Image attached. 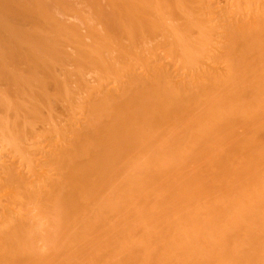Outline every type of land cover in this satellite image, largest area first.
Here are the masks:
<instances>
[{
    "label": "bare ground",
    "instance_id": "bare-ground-1",
    "mask_svg": "<svg viewBox=\"0 0 264 264\" xmlns=\"http://www.w3.org/2000/svg\"><path fill=\"white\" fill-rule=\"evenodd\" d=\"M73 1V0H72ZM84 1V0H83ZM89 1V0H88ZM93 2V5L94 3H98L99 1L101 0H90ZM103 1V0H102ZM145 1V0H144ZM143 0H105V2L103 1L102 3H105L106 5V8L108 7V11L106 9L107 12H98L99 14V17H100V20L103 22V26L102 28H99V31L98 33L95 32V35H96V40H94V46H92L91 44V49L90 51H94L93 53L95 52H99L98 49H103L104 47H106L109 42L110 44L112 45V49H110L107 53V56H106V59L105 61H101L100 63H104L105 67L110 71L113 67L114 69H116L117 72H119L118 74H120V71H121V75H120V78H118L119 76H117V78L113 77L112 79V82L114 81V83H112V86H109L108 83L104 82V79L102 78V81L104 82V84L106 83V85L103 84V82L100 83V86L97 85V87H93V85H89L91 89L88 88L87 86V82H89V80L87 79V82L84 80V87L82 84H80L79 86H82V88H88L90 92L94 93L95 91L94 90H97L96 93L97 95L95 94H90V92H85L81 87H74V90L75 89H78V92H73L72 91V86H69V85H72L73 82L74 83H77L75 84L78 85V82L81 83L78 79H76L77 82L74 81L73 78L71 77H74L75 75L73 74H70V80H67V77H69V73L68 71L70 72V63L71 60L72 62L74 61V59H72L71 57V60H70V55H66L63 51V48L61 49V45L62 44H59V41L57 40V34L60 33L59 29L61 28V24H63L61 21H59L57 18H55L56 16H54V13H56L58 10L61 12V7H64L65 6V2L66 0H0V106H1V109L4 113V115H7L9 114V112H7L6 110L7 109H10L11 107H14V108H11L12 109V113L14 111V115L17 116L18 119L22 120L23 124L26 122L25 126L23 124H19L17 125V122L20 120H18L17 122H14L15 120H10V119H5V124L8 123V120H10L12 123H15L17 126H14L11 125L9 126V123H8V127H5L7 130H5L3 128V126L1 125V121L2 119L4 118L3 116H0V132L2 133L4 130L5 132L2 133V135L0 134V140L2 139V142H5L4 140L5 139H8L9 136H8V133L11 132L9 131L10 129L12 130L13 127L17 128L16 130L18 131L17 134L21 131L19 130V125L23 126V128L21 127L20 129H22L24 131V129H29V134L28 136L24 135L22 133V135L26 136V137H23L21 139V137L19 136L20 134H16L15 132V128L12 130V132L14 131V133L20 138L18 141H15V143H13L14 145L12 146V142L10 143L9 140L10 139H14L16 136L14 135V133L12 134L11 132V136H13L11 138L10 136V139L8 140L9 142V145L8 147L11 145V147H9L8 150L11 151H7L8 153L12 154L13 153V158L16 153V150L14 149H17L19 150L18 152H20V155L19 153L17 154V156H19V158H24L23 160L25 161L23 163V160L22 162L18 161V164L19 166L15 163L12 164L13 161H11L8 156V160L10 161H5L6 164H4L5 162L1 161L2 163H0V264H20L21 262H23V258L25 260V254H26V260L27 261L29 257H33L34 255H38L40 253V250L39 253H37L36 249H33V252L30 251V245H34V244H30L31 241H35L34 239L36 238V240L38 241L40 239L41 236L43 235H48V237L51 236V230H47L48 228H43V227H46V226H43V227H38L36 226L37 228H39L38 230L40 232H38L37 229H35V225H37V223L39 224V226L41 224H44L42 221L43 220H40L38 219L37 221V217H41L39 215H37L38 213L42 212V216H47L45 215L49 209L51 210V205H49L50 203L51 204H56V206L54 207H57V210L59 208L58 205H61V207L59 208V211L61 212V210L63 212L61 213H57L59 215H57L56 218H60V215H61V218H62V223L60 225L58 224H55L54 226L58 227L59 226H62L60 228H63V230H65L67 232V228L68 230L70 231V229H72V222L74 221L75 217L78 215L76 214V216H72L73 214L71 213L72 211L76 210L78 207H80L82 205V201L84 202L87 198L86 196L92 194L97 188L99 190L96 191L97 194H98V197L95 196L96 194H94L95 196V200L97 199L98 201L102 198V195L104 197V195H107L105 196L104 198H109V195L111 193H116V190L117 188L112 191L115 186L116 187H120V185L122 186L123 184V187H129L130 186H134L137 182L133 179V174L135 173H142L144 170L141 169V168H137V171H135V169L131 168L132 171L129 169L130 168V165L133 163V165L135 166L134 164V160L133 162L130 161V159H133L134 156H132V158L129 156H126L125 158V161H128L126 162L127 164H129V162H132L131 164L129 165H125V161L123 162L124 166H128V170L130 171H126L127 169L123 167V165L120 167H117L119 164V160L120 159H123L124 160V155L127 153L128 149L133 146V137H134V134L136 133V129L138 127L140 128H145L146 131H144L147 136V132H148V135L153 132H155L156 130L155 129H158L160 126H164V124L166 125V123L168 122V120L170 121L169 122V125L172 121H174L175 119L177 121H179L178 119L180 118L181 120L182 117H179L177 119V117H174L175 115H179V112L180 113H184L186 111H188L190 108L189 111L193 113V111L195 112L196 109L194 108H198L199 104H201V102H199V104L197 105V107H191V105H194V103L197 101L198 102V99L200 98V100L203 98H206V96H204V93L205 92V95L208 94V92H211L213 93L212 89L211 88H216L217 86L218 87H222L224 85V87H226L227 83H230L231 84V79H233L232 81L234 82V84H231V85H235V89L237 88L236 85L239 84L238 82L242 81V80H238L235 78H240L241 75H246V77H248V73H249V77H250V74L254 72V75L252 77H256L255 73L257 74L258 77H260V80L259 81H263L264 83V80L262 78V74L260 76V73H261V70L259 72V67H261V65L264 64L263 61H261V58L263 59L264 57V1H259L257 4H256V7L255 8H248V10L250 11H245L243 12L242 14L239 13V11L237 12L238 14H236V10L235 12H231L230 15H228V13L226 12L227 10H225V12H223V7H221L220 9L217 8V10L214 9V6L213 4L215 3L216 4V1H212L208 2L206 0H201V3L203 2V4L205 3H208L206 5H196L195 6V10L194 8H192V4H196L198 2V0H156L157 2L159 3H171V1H173L172 4H175L179 9H180V12H184V9L188 10L187 12H184V17H180L183 18V22L181 23V25H183L182 29L184 28H191L193 24H201V27L200 28H197L199 27L198 25H196L198 30H200L203 26V28H205L204 31H207L209 33H214L216 35V37L219 36V38H223L222 41H216V39L212 42H217V48H214L211 52L213 53L214 56L212 55H208L207 53V60L210 61V63H205L207 60H205V62L201 63V64H197V65H201L199 67H196L197 69L202 67L201 70H199V72H197V74H194L195 73V70H194V73H189V74H185L184 76H180L182 75V73H178L170 70V64L169 63H165L164 61L160 60L159 59H164V56L160 57L159 55H157V53H155L156 49H159L161 48L163 50V48L167 45V41L169 39H167V41H165V37L167 34L165 32V35H162L160 32L162 31H158L157 29L159 28V21H158V18H156L154 15H153V12L155 10L152 9V6H153V3L151 4L150 3V0H149V4L147 2H144ZM148 1V0H147ZM233 1V0H232ZM238 1V0H237ZM245 2V4L247 3L246 0H242L240 2ZM248 1V0H247ZM252 0H250L251 2ZM257 1V0H255ZM92 2H89L90 4ZM235 2V0H234ZM249 2V1H248ZM200 1L199 3L197 4H201ZM233 3V2H232ZM252 3V2H251ZM89 4V5H90ZM95 4V5H96ZM235 4V3H234ZM240 4V3H239ZM92 5V6H93ZM160 5V4H159ZM187 5V6H186ZM241 5V4H240ZM99 6V4H98ZM251 6V5H250ZM249 6V7H250ZM96 7L97 5L95 6V10H96ZM103 7V5H102ZM161 7V6H160ZM175 7V8H177ZM206 7L208 9H206ZM233 7V6H232ZM101 8V7H100ZM99 8V9H100ZM174 8V7H173ZM172 8V9H173ZM225 8V7H224ZM243 8V7H242ZM54 12V10H56ZM98 9V7H97ZM98 9V10H99ZM178 9V10H179ZM94 10V8H93ZM94 10V11H95ZM97 10V11H98ZM102 10V9H101ZM100 10V11H101ZM161 10V9H160ZM213 10L215 12H217L218 10H220V14H218V17L219 16H222L221 17V21H224L222 23H220V17L216 18V20L214 19L216 17V14L214 13L213 14ZM93 11V12H94ZM105 11V9H104ZM168 11V9L166 10ZM241 11V10H240ZM163 12V11H161ZM178 12V11H177ZM176 12V13H177ZM179 12V13H180ZM212 12L211 15L208 16V14H210ZM248 12V13H247ZM62 13V12H61ZM86 13V12H85ZM171 13V12H170ZM178 13V14H179ZM94 14V13H93ZM96 14V12H95ZM174 14V13H173ZM177 14V15H178ZM181 14V13H180ZM90 15V14H89ZM175 15V14H174ZM198 15V16H197ZM215 15V17H214ZM64 16V15H63ZM183 16V15H182ZM77 17V16H76ZM98 17V16H97ZM172 16H169L168 18H171ZM78 18V17H77ZM18 19L20 21H18ZM31 19L35 20L34 21V27H30L28 29H26V27H21L19 26L16 22H24L26 20L28 21H31ZM98 19V18H97ZM95 19V20H97ZM180 19V18H178ZM214 19V20H213ZM166 20V19H165ZM213 20V21H212ZM94 21V20H93ZM161 21V20H160ZM212 21V22H210ZM75 22V21H74ZM162 22V21H161ZM164 22V21H163ZM167 22V21H166ZM165 22V24H166ZM26 23V22H25ZM33 23V21L31 22ZM78 23V22H77ZM99 23V22H98ZM174 23V22H173ZM173 23L171 25H173ZM180 23V22H179ZM178 23V24H179ZM207 23H211L210 25H208ZM97 24V23H96ZM95 24V25H96ZM176 24V25H178ZM213 24V25H212ZM77 25V24H76ZM163 25V24H162ZM175 25V24H174ZM175 25V26H176ZM30 26H32L30 24ZM75 26V25H74ZM73 26V29L75 28ZM161 26V25H160ZM165 26V25H164ZM167 26V25H166ZM191 26V27H190ZM177 27V26H176ZM194 27V25H193ZM72 28V27H71ZM90 28V27H89ZM161 28V27H160ZM163 28V27H162ZM220 28L223 30L221 32H218L220 30ZM62 29V28H61ZM78 29V28H77ZM81 29V28H80ZM88 29V28H87ZM171 29V28H169ZM176 29V28H175ZM180 29V28H178ZM176 29V31L178 30ZM208 29V30H207ZM219 29V30H218ZM69 30V29H68ZM82 30V29H81ZM174 30V29H173ZM181 30V29H180ZM211 30H213L211 32ZM64 31V30H63ZM159 32V34L161 35L160 36V39L159 37L157 36V32ZM169 31V30H168ZM172 31V30H171ZM182 31V30H181ZM189 31V30H188ZM202 31V29H201ZM201 31H199L200 33H202ZM66 32V31H65ZM72 32V31H71ZM183 32V31H182ZM63 33V32H62ZM74 33V32H73ZM175 33V32H174ZM186 33V32H185ZM206 33H202L203 35H205ZM208 33V34H209ZM61 34V33H60ZM79 34V33H78ZM92 34V33H91ZM180 34V33H179ZM59 35V34H58ZM69 35V34H68ZM71 35V34H70ZM88 35V34H87ZM211 35V34H210ZM213 35V34H212ZM76 37H78V35H75ZM92 36V35H91ZM170 36H172L170 34ZM175 36V35H174ZM208 36V35H206ZM214 36V35H213ZM73 37V36H71ZM181 37V36H180ZM203 37V36H202ZM210 37V36H209ZM208 37V38H209ZM69 38V37H68ZM75 38V37H74ZM163 38V39H161ZM169 38V37H168ZM212 38V37H210ZM220 38V39H221ZM79 39V38H78ZM94 39V38H93ZM92 39V40H93ZM173 39V38H172ZM183 39V37H182ZM202 39V38H201ZM205 39V37L203 38ZM218 39V38H217ZM65 40V39H64ZM74 40V39H73ZM91 40V41H92ZM171 40V38H170ZM175 40V38H174ZM219 40V39H218ZM72 41V40H71ZM183 41V40H182ZM185 41V40H184ZM209 41V40H208ZM171 42H173L171 40ZM177 42V41H176ZM69 43V42H68ZM93 43V42H91ZM170 43V42H169ZM180 43V42H178ZM186 44V42H183ZM190 44V43H189ZM189 44L188 47H189ZM195 44V43H194ZM202 44V43H201ZM76 45V44H75ZM87 45V44H86ZM96 45V46H95ZM175 45V44H174ZM184 45V44H183ZM182 45V47H183ZM203 46H205L204 44H202ZM215 45V44H214ZM72 46V45H71ZM88 46V45H87ZM168 46V45H167ZM166 46V47H167ZM180 46V45H178ZM192 46H194L192 44ZM220 46V47H218ZM182 47L180 46V48L182 49ZM196 47V46H195ZM202 47V46H200ZM213 47V46H211ZM71 48V47H69ZM67 48V50L69 49ZM86 48V47H85ZM172 48V47H171ZM220 48H222L220 50ZM66 49V48H65ZM188 49H192V51H190L191 53L194 54L195 50L194 47H189ZM206 49V48H205ZM106 50V49H105ZM175 50V49H174ZM185 50V51H184ZM215 50V51H214ZM77 51V50H76ZM81 50H78L76 52V54L79 52V54L81 53L80 52ZM173 51V50H172ZM184 51V56L186 55V48L183 49ZM207 51V50H205ZM210 51V50H209ZM88 52V50H87ZM165 52V51H163ZM169 52V51H168ZM175 52V51H173ZM177 52V51H176ZM175 52V53H176ZM201 52V51H200ZM199 52V53H200ZM215 52V53H214ZM71 53V52H70ZM86 53V51H85ZM91 53V52H90ZM101 52H99L100 54ZM104 53V52H103ZM178 53V52H177ZM182 53V52H181ZM198 53V55H199ZM204 53V52H203ZM205 53V54H206ZM82 54V53H81ZM87 55H85V57H88V53H86ZM165 54V53H164ZM196 54V53H195ZM257 54H260L258 55L259 58H257V61H256V55ZM75 55V54H74ZM97 55V54H95ZM104 55V54H103ZM102 55V56H103ZM176 55V54H175ZM180 55V54H179ZM68 56H69V60H68ZM72 56V55H71ZM181 56V55H180ZM183 56V54H182ZM222 56V57H221ZM256 56V57H254ZM89 57H90V54H89ZM93 57V55H92ZM97 57V56H96ZM172 57V56H171ZM175 57V56H173ZM179 57V56H178ZM206 57V56H205ZM204 57V58H205ZM255 59H254V58ZM261 57V58H260ZM95 58V57H94ZM176 58V57H175ZM180 58V57H179ZM178 58V59H179ZM185 58H188L189 60H192L193 62H196V58H197V54H196V57L194 58V55L192 56L191 54L188 53V56L185 57ZM252 58V60L250 59ZM83 59V58H82ZM89 59V58H88ZM92 59V58H91ZM157 59H158V62H157ZM187 59V60H188ZM260 59L261 61V64L259 63L260 61L258 60ZM81 60V59H80ZM98 60H101L98 58ZM186 60V61H187ZM199 60V59H198ZM227 60V61H226ZM253 60L256 62L257 66H255V62H253ZM264 60V59H263ZM76 61V60H75ZM82 61V60H81ZM90 61V60H89ZM95 61V60H94ZM189 61V62H191ZM227 63H226V62ZM231 61V62H230ZM69 64H68V63ZM83 62V61H82ZM120 62V63H119ZM124 63V64H121V63ZM172 62V61H171ZM188 62V63H189ZM223 62H225L223 64ZM252 62V64H251ZM263 62V64H262ZM57 63H60L57 65ZM64 63H66L67 65H65ZM74 63H77L78 64V61L74 62ZM120 64V67L118 65L114 66L113 64ZM187 63V65H188ZM64 64V65H62ZM76 64V65H77ZM94 64V63H93ZM222 64V65H221ZM247 67V65H249ZM260 64V65H259ZM60 65V66H59ZM83 65V64H82ZM96 65V63H95ZM123 65L124 67L122 68ZM195 65V63H194ZM251 65H253L251 67ZM259 65V67H258ZM78 66V65H77ZM98 66V65H97ZM65 67H69L67 70ZM103 66H100L99 68L101 69ZM173 67V66H172ZM193 67V66H192ZM248 70H246L247 68ZM255 67H258V68H255ZM74 68H76V66H74ZM91 69V67H89L88 65V69ZM106 68H103V70L101 69V74L103 73V75H105L107 73L108 70H106ZM138 68H140L138 70ZM246 68V69H245ZM80 69V67H79ZM96 69V68H95ZM99 69V70H100ZM105 69V70H104ZM244 70L245 69V73L244 71L241 72V70ZM256 69H258L257 71H255ZM262 69V67L260 68ZM78 70V69H77ZM84 70V69H83ZM192 70V69H191ZM263 70H264V67H263ZM262 70V73L264 74ZM91 71V70H90ZM95 71V70H94ZM103 71H106V73L104 74ZM112 71V70H111ZM193 71V70H192ZM197 71V70H196ZM253 71V72H252ZM58 72V73H57ZM76 72V71H75ZM86 72V71H85ZM84 71L82 72L85 73ZM92 72V71H91ZM113 73L115 72L112 71ZM71 73V72H70ZM81 73V72H80ZM87 73V72H86ZM94 73V72H93ZM111 73V72H110ZM188 73V72H187ZM244 73V74H242ZM259 73V74H258ZM191 74V75H190ZM77 75V74H76ZM95 75V74H94ZM113 75V74H111ZM87 76V75H86ZM101 76V75H100ZM100 76H98V80H96L97 78L94 76V78H96L95 80L92 79V81L95 83V81H98L99 83V80H100ZM107 76V74H106ZM115 76V75H114ZM121 76H125L123 79L124 80H121ZM78 77V75H77ZM88 77V76H87ZM242 77V76H241ZM76 78V77H74ZM90 78H91V75H90ZM105 78V77H104ZM110 78V77H109ZM245 78V77H244ZM69 79V78H68ZM106 79V78H105ZM108 79V78H107ZM241 79V78H240ZM243 79V78H242ZM259 79V78H258ZM82 80V79H81ZM82 80V82H83ZM230 80V81H229ZM238 80V81H237ZM243 80H247V79H243ZM69 82H72L71 83H68ZM91 81V80H90ZM87 84H86V83ZM92 82V83H93ZM227 82V83H226ZM237 82V84H235ZM248 82H251L249 81H244V82H241L240 86L242 84H244V87L246 86L245 84H247ZM68 83V84H67ZM224 83V84H223ZM226 83V84H225ZM252 83V82H251ZM263 83H260V84H263ZM108 84V86H107ZM223 84V85H222ZM253 84V86H251ZM250 84L251 87H253L252 89L254 90V83ZM68 85V86H67ZM87 87H86V86ZM220 85V86H219ZM222 85V86H221ZM226 85V86H225ZM95 86V85H94ZM243 86V85H242ZM242 86L240 87V89L242 88ZM249 86V87H250ZM72 87V88H70ZM248 87V85L246 86ZM245 87V88H246ZM251 87L246 91V92H250V89ZM70 90H69V89ZM81 88V90H80ZM97 88V89H96ZM231 88V91H233V87H228V89ZM87 89V90H88ZM94 89V90H92ZM211 91H210V90ZM233 89V90H232ZM239 88H237V91H238ZM243 89V88H242ZM264 85L261 86V89H257L261 91V93H264ZM86 90V91H87ZM92 90V91H91ZM209 90V91H208ZM217 90V88H216ZM214 90V91H216ZM84 92V94L82 92ZM207 91V92H206ZM224 91V90H222ZM222 91H219L217 92L216 95L220 94V92L222 93ZM235 91V90H234ZM69 92V93H68ZM72 92H73V96H72ZM81 92V93H80ZM75 93V94H74ZM78 93V94H77ZM85 93H87L88 95H86ZM211 93L209 94L211 96ZM227 93V92H226ZM251 93V92H250ZM80 97V94H83V97L81 96L80 98L77 96V95ZM239 94V93H238ZM252 94H256V90H254V92H252ZM71 95V96H69ZM86 95V96H85ZM92 95V96H91ZM95 95V96H94ZM201 95V96H200ZM203 95V96H202ZM213 95V94H212ZM225 95V93H224ZM222 95V96H224ZM227 97H230L231 95L230 94H226ZM229 95V96H228ZM264 95V94H263ZM8 96H15L16 98L15 99H11V100H14L16 101L13 102L10 99V97ZM94 96V97H93ZM207 96L208 98V101H207V104H209V99L213 96ZM220 96V95H219ZM233 96H235V94H233ZM232 96V97H233ZM237 96V97H236ZM235 97H233L232 100H235L236 98L239 99L241 97L240 100L242 101H235V102H231L233 103L231 105H229V102L227 103L228 105H224V101H219V105L221 104L220 102H222L223 106H216L214 107L213 105H211L213 108L212 109H209L211 108L210 104H209V108L208 105H207V110H209L208 112L204 113L206 117H204V115H202V119L204 121L205 119V125H204V130L203 131H207L206 132L207 134H209L210 136H205V133H204V136L203 137V141L204 142H210V144H212L211 142L213 141V143L218 140V139H222L223 136H225V132L227 131H230L228 132L229 136H235L233 134L234 133H237L238 132V136H243V131L240 132L239 134V131L234 130V126H236V117H239L240 116H236V114H232L234 113L233 111L231 112V110H236L238 109V111H240L239 109L242 108V111L243 113L247 112V114H245V117L241 118V119H247L249 124H248V128L250 129H253L254 128L251 126L250 124V121L251 119L254 121V119H256L254 122L251 121L252 125L253 123H255L254 125H256L259 120L258 117L259 114L256 110V108H258V106L256 105V103H254L252 100H250V102L247 101L246 105L244 104L243 101V97L245 98V96H241L240 94L237 95L236 94ZM240 96V97H239ZM257 96V95H256ZM7 97V99H6ZM19 97V98H18ZM20 97H24L28 100L27 104L25 103V101H22L24 100L23 98L20 99ZM64 97H66L67 99H69V101L72 103V100L75 98H79L81 99L80 101H78L79 99L77 98L76 100L79 102L78 104H76V106L79 108L77 109L76 106V109L80 111V113H84L85 114V118L82 117L83 119L81 120L80 118H74L73 120L70 121V123H68V127H65L66 126V123L64 124V126L61 127V125L63 124H60V121L58 122L60 125V127H58V125L56 126L55 122L53 121H49V122H52L51 124H54L53 126V131H58L56 132V134L52 131V133L50 134V136H53V135H56L57 136V140L56 142H53L52 141V144L50 143L49 146L51 145L52 147L48 150H44L43 146L40 144L38 145L39 142L43 143V139L47 137V135H49V131H50V127H52V125L48 122V120H45L47 119L46 117H55L57 116L58 114L56 113V109L58 107V103L57 101L59 102V99L62 100L64 102ZM88 97V98H87ZM218 97V96H216ZM226 97V96H225ZM231 97V98H232ZM239 97V98H238ZM18 98V100H17ZM87 99H89V103L88 105H85L88 103V100L85 101ZM212 98H211V104H212ZM223 98V97H222ZM230 98V99H231ZM259 98V97H258ZM85 99V100H84ZM196 101H193L195 100ZM206 99V100H207ZM227 99V98H226ZM229 98L227 99L228 101L230 100ZM10 101L9 105L7 104L8 102ZM19 100L21 102H19ZM91 100V101H90ZM206 100L204 99V103H206ZM216 100V99H215ZM214 100V101H215ZM220 100V99H219ZM225 100V99H224ZM264 99H262L263 101ZM66 101V100H65ZM87 102V103H84V102ZM193 103H190V108L189 106H187L189 104V102H192ZM252 101V102H251ZM12 102V104H11ZM18 102H19V105L21 106V104L23 105L22 109L20 107V110L18 109ZM84 104H82V103ZM202 102H203V99H202ZM218 102V99L217 101ZM237 102V104H236ZM239 102V103H238ZM241 102V103H240ZM257 102V101H256ZM24 103H25V106H24ZM60 103V102H59ZM66 103H69V102H66ZM74 103V102H73ZM188 103V104H186ZM264 103V102H263ZM80 104V105H79ZM196 104V103H195ZM214 104V103H213ZM236 104V105H235ZM240 104V105H239ZM242 104V106H241ZM250 104V105H249ZM252 104V106H251ZM255 104V105H254ZM30 107H29V106ZM81 107H79V106ZM185 105L187 106V108L189 109H185ZM204 106H206L205 104H202ZM239 105V106H238ZM62 106V105H61ZM202 106V107H204ZM228 106V107H227ZM232 106V107H230ZM246 106V107H245ZM249 106H250V109H249ZM29 107V108H28ZM64 107V106H62ZM201 107V106H200ZM199 107V108H200ZM219 108L221 110H223L222 113H219L220 115L217 114V112H215L214 116L211 114L209 115L210 113H212V111L214 112V108ZM224 107V108H223ZM43 109L44 111V116H46L44 119H40V120H43V121H40V122H47V123H43V124H46V125H43L42 123L40 124L41 127H44L43 131L39 134L37 133V130H36V127L37 125L40 123L38 121H34L37 120V118L39 119V114L38 112L40 113L41 111H35L36 109ZM185 110H184V109ZM198 108V109H199ZM205 108V107H204ZM203 108V109H204ZM217 108V110H218ZM227 108V109H226ZM247 108V110L245 109ZM252 108V109H251ZM10 109V110H11ZM19 110L17 112H20L18 113L17 115V112H15L16 110ZM25 111H24V110ZM28 109V110H27ZM32 109V110H31ZM197 109V110H198ZM202 109V108H201ZM249 109V110H248ZM260 109V108H259ZM8 110V111H10ZM21 110H23V113L26 114V116L30 113V116L31 117V120L30 118L28 119L26 116H25V119H23L21 116L25 115H21ZM27 110V112H26ZM30 110V111H29ZM184 110V111H183ZM205 110V109H204ZM221 110V111H222ZM228 110L231 115L233 116V119L234 121H232V125H233V128H231L229 125H227L230 121L227 120L226 121V118H227V115H226V118L224 119L225 117V111ZM35 113V118L33 117V113ZM188 111V112H189ZM200 111V109H199ZM251 113H250V112ZM11 112V111H10ZM187 112V113H188ZM190 112L188 113V116L190 118ZM237 112V111H236ZM254 112H256L258 114H255ZM37 113V115H36ZM186 113V114H187ZM197 113V112H196ZM209 113V114H208ZM225 113V114H224ZM32 114V115H31ZM185 114V115H186ZM224 114V115H223ZM253 114V115H251ZM264 114V113H263ZM1 115V114H0ZM12 115V114H11ZM181 115V114H180ZM195 115V114H194ZM217 115L219 116V118H217ZM230 115V116H231ZM251 115V117H250ZM262 115V114H261ZM13 116V115H12ZM43 116V117H44ZM221 116H224L221 118ZM232 116L230 117V120L232 119ZM3 117V118H2ZM21 117V118H20ZM41 117V115H40ZM173 120H170L172 119ZM185 117V116H184ZM209 117V118H207ZM212 117V119H211ZM214 117V118H213ZM229 117V116H228ZM235 117V118H234ZM6 118V117H5ZM27 118V119H26ZM188 118V117H187ZM186 118V120H187ZM188 118V119H189ZM201 118V117H200ZM33 119V120H32ZM52 119V118H51ZM50 119V120H51ZM55 118H53L54 120ZM58 118H56L57 120ZM61 119V118H60ZM215 119V120H214ZM221 119H224V121H226V125L223 124L222 127L220 128L221 124H222V120ZM229 119V118H228ZM245 119V121H246ZM6 120H7V123H6ZM28 120V121H26ZM59 120V119H58ZM197 120V119H196ZM199 120V119H198ZM212 121V123L210 121ZM32 121L34 123H32ZM199 120V123L203 122ZM221 121V123H220ZM223 121V122H224ZM229 121V122H228ZM257 121V122H256ZM21 122V123H22ZM32 123V125H30L29 123ZM37 122V123H36ZM78 122V123H77ZM187 122V121H186ZM208 122V124H206ZM215 122V123H213ZM228 122V123H227ZM234 122L236 124H234ZM3 123H4V120H3ZM2 123V124H3ZM28 123V124H27ZM57 123V124H58ZM77 123V124H76ZM175 123V122H174ZM190 123V122H189ZM263 123V122H262ZM5 124H3L4 126H6ZM34 124V125H33ZM187 124V123H185ZM210 124V125H209ZM215 124V125H214ZM168 125V124H167ZM167 125H166V128H167ZM172 125V123H171ZM184 125V124H183ZM219 125V126H218ZM2 126V128H1ZM27 126V128H26ZM49 126V128H48ZM159 126V127H158ZM162 126V129L165 128ZM176 126V125H175ZM192 126V125H191ZM216 126V127H215ZM218 126V127H217ZM229 126V127H228ZM258 126V125H257ZM264 126V125H263ZM29 127V128H28ZM55 127V128H54ZM158 127V128H157ZM170 127V126H169ZM172 127V126H171ZM181 127V126H180ZM187 127L184 126V128ZM197 127V126H196ZM210 129H209V128ZM237 127V126H236ZM47 128V129H46ZM60 128V129H58ZM150 128L154 129V130H150ZM175 128V127H173ZM178 128V127H177ZM195 128V127H193ZM192 128V130H193ZM223 128V129H222ZM227 128V129H226ZM239 128V127H238ZM256 128V126H255ZM258 128V127H257ZM256 128V129H257ZM160 129V128H159ZM167 129H170V128H167ZM176 129V128H175ZM188 129V127H187ZM199 129V128H198ZM216 129V130H215ZM219 129V130H217ZM232 129V131H231ZM236 129V128H235ZM249 130L246 131V134L247 135V140L248 138H250L252 134V132ZM2 130V131H1ZM148 130V131H147ZM171 130V129H170ZM191 130V129H190ZM201 130V131H202ZM214 130V131H213ZM234 130V131H233ZM9 131V132H7ZM27 131V132H28ZM153 131V132H152ZM159 132H164L165 130H157ZM157 135L155 133H153L152 135L150 134L148 137V139L150 138V136H157V138L155 137V140L157 139L158 141V134H159V137L162 136L164 137L162 134H160L159 132H157ZM211 131V133H209ZM213 131V132H212ZM217 131V134L215 133ZM219 131V132H218ZM255 131V130H254ZM260 131V130H259ZM47 132V133H46ZM66 134H65V133ZM143 132V134H144ZM166 132V131H165ZM222 134H221V133ZM251 132V133H250ZM58 133V135H57ZM64 133V134H63ZM231 133V135H230ZM256 133V132H255ZM4 135H7L8 138L5 137V139L3 140V138H1V136ZM53 134V135H52ZM215 134V135H214ZM242 134V135H241ZM249 134V136H248ZM21 135V136H22ZM35 135H37L36 137H39V139L41 141H38L39 139H37L36 137H34ZM165 135V133H164ZM171 135V134H170ZM202 135V134H201ZM222 135V136H221ZM236 135V140L238 139V141L236 140H233V137L228 138V142L226 141V145L225 147H228L229 148H225L226 152H229V153H234V150L236 149V147H239V143L242 142L240 141L239 142V138H237L238 136ZM48 137L51 138V137ZM169 136L166 135V137ZM176 136V135H175ZM197 136V135H195ZM199 136V135H198ZM197 136V137H198ZM221 136V138H220ZM18 137H16V139L14 140H17ZM55 137V136H54ZM153 137H151V139H153ZM161 137V138H162ZM171 137V136H170ZM174 137V136H173ZM213 137V138H212ZM218 137V138H216ZM245 137V138H246ZM256 137V136H255ZM32 138H36V139H32ZM194 138V137H193ZM196 138V137H195ZM202 138V137H200ZM207 138V139H206ZM225 138V137H224ZM222 139V140H226L225 139ZM244 138V136H243ZM244 138V140H245ZM47 139V140H48ZM164 139V138H163ZM162 139V140H163ZM170 139V138H169ZM192 139V138H191ZM213 139V140H212ZM242 139V137H241ZM254 139V138H253ZM50 140V139H49ZM59 140V141H58ZM160 140V141H162ZM167 140V139H166ZM175 140V139H173ZM195 140V139H194ZM200 140V139H199ZM208 140V141H207ZM233 140V141H232ZM247 140L245 142H247ZM251 140H252V136H251ZM7 141V140H6ZM20 141V142H19ZM23 141V143H22ZM46 141V140H45ZM168 141V140H167ZM167 141H165L167 143ZM170 141V140H169ZM234 141H236L234 143ZM172 142V141H171ZM176 142V141H175ZM230 142H233L230 143ZM249 142V140H248ZM257 142V141H256ZM21 143V145L19 144ZM25 143H28V144H25ZM141 143V142H139ZM144 143V142H143ZM149 143V142H148ZM148 143H146L148 145ZM154 143V141L152 142V144ZM156 143V144H155ZM154 143V146H156L159 142H156L155 141ZM169 143V142H168ZM167 143V144H168ZM202 142H200L201 144ZM230 143V145H229ZM236 143H238L236 145ZM251 143V141L249 142ZM8 143L5 142L4 145H7ZM22 144H24L22 146ZM151 144V143H149ZM160 144V143H159ZM162 144V143H161ZM182 144V143H181ZM220 144V143H219ZM231 144L233 146H231ZM3 145V146H4ZM19 148H15L17 146ZM184 145V144H183ZM2 146V148H3ZM15 146V147H14ZM137 146V145H136ZM141 146L142 143H141ZM140 146V147H141ZM153 146V147H154ZM190 146V145H189ZM259 146V145H258ZM262 146V145H261ZM260 146V147H261ZM145 147V149H143ZM148 146H143L142 150H146ZM152 145L150 146L149 145V148L151 149ZM234 148L233 150H231V148ZM253 148H251L250 146H246L247 149H252L250 151V153H248V155L250 154H253L254 152L256 153L257 151H255L256 149H260V152H263L261 151V149H264L263 147L259 148L256 146L255 144V147L252 145ZM12 148V149H10ZM137 148H139L137 146ZM137 148L135 149L137 151ZM148 148V149H149ZM197 148V147H196ZM160 149V148H159ZM230 149V150H229ZM1 150V149H0ZM139 150V149H138ZM141 150V151H142ZM229 150V151H228ZM13 151V152H12ZM147 151V150H146ZM149 151V150H148ZM155 151V150H154ZM253 151V152H252ZM4 152V150H3ZM36 153H39L40 155L42 156H47L46 158L42 156L38 159V157L34 156V159H36V162L34 161L33 163V157H32V154H36ZM132 153V152H131ZM147 153V152H146ZM254 153V154H255ZM258 153H259V150H258ZM258 153H256V155H258ZM264 153V152H263ZM128 154V153H127ZM160 154V153H159ZM209 154V153H208ZM217 154V153H216ZM0 159L2 157V154L0 153ZM162 155V154H161ZM207 155V154H206ZM204 155V156H206ZM224 155V154H223ZM227 155V154H226ZM232 155V154H231ZM230 155V156H231ZM237 155V154H236ZM247 156V154H245ZM260 155L262 156V154L260 153ZM131 156V154H130ZM145 157V156H144ZM202 157H203V154H202ZM201 157V159H202ZM209 157V156H208ZM228 157V155H227ZM249 157V156H248ZM129 160H128V159ZM143 158V157H142ZM173 158V159H172ZM170 160H166V162L164 160H157V159H154V161H160V164H163L165 166V163H166V170H168V172L166 171V173H170L171 172V167L168 166V165H171V162H173V168L174 170H177L178 171V168H179V163H175V159L174 157H172ZM252 158V155L251 157H249L248 159H251ZM136 159V157L134 158ZM138 159V158H137ZM200 159V160H201ZM207 159V158H206ZM21 160V159H20ZM122 160V161H123ZM172 160V161H171ZM174 160V161H173ZM179 160V159H178ZM197 160V159H196ZM122 161H121V164H122ZM138 161V160H137ZM136 161V163H138ZM164 161V162H163ZM167 161H171L170 163H168ZM203 161L204 163V160H201ZM200 161V162H201ZM9 162V163H8ZM118 162V163H117ZM163 162V163H162ZM176 162H177V158H176ZM117 163V164H116ZM224 163V161L222 162ZM230 163V162H229ZM114 164H116L114 167ZM178 168H176V166ZM195 164H197V161L195 162ZM194 164V165H195ZM202 164V162L200 163ZM133 165H131V167H134ZM193 165V166H194ZM221 165V164H220ZM238 165V164H237ZM256 165V164H255ZM260 165V164H259ZM139 166V165H138ZM168 166V168H167ZM192 166V167H193ZM222 166H224V164H222ZM21 167V168H20ZM25 169H22L24 168ZM113 167L115 169H113ZM198 168V164L197 166H195ZM194 167V169H195ZM253 167V166H252ZM260 167V166H259ZM119 168H121L123 170V168L125 169V172L126 175H130L129 177H127L125 174H123L121 171L119 173ZM185 168V171L187 169V167H184ZM118 171H117V170ZM170 170V171H169ZM257 170V168H256ZM115 171V172H114ZM139 171V172H138ZM177 171H173V172H177ZM116 173L117 172L121 175L123 174L122 176L125 178V185L124 183H119L118 182V179L119 181L121 180V182H123L122 180L124 179H120V175L117 174L119 176V178H117V181L119 184L117 185V183H115V177L114 175H111L112 173ZM129 172L131 174H129ZM179 172V171H178ZM260 172V171H259ZM133 173V174H132ZM145 172H143L142 175H144ZM151 173V172H150ZM159 173V172H158ZM188 173V172H187ZM191 173V172H190ZM257 173V172H256ZM264 173V172H263ZM262 173V174H263ZM148 174V173H147ZM165 174V173H164ZM189 174V173H188ZM110 175V177H108ZM152 175V174H150ZM162 175V174H161ZM169 175V174H168ZM167 175V176H168ZM171 175V174H170ZM184 175V174H183ZM182 175V176H183ZM158 176V175H157ZM181 176V178H182ZM188 176V175H187ZM187 176H185V182L188 181V179L190 177L187 178ZM193 176V175H191ZM255 176V174H254ZM107 177L111 180V177H114L115 179L112 180L114 182H112L113 184V187L112 188V185H109L111 186L110 187V191L106 190V192L108 191L107 194H103V193H100L101 192V188L103 187V184H105L104 182H106L107 180ZM153 177V176H152ZM155 177V176H154ZM166 177V176H165ZM179 177V176H178ZM211 177V176H210ZM163 178V177H162ZM168 178V177H166ZM180 178V179H181ZM193 178V177H191ZM252 178V177H251ZM108 179V180H109ZM129 179H130V182L131 184H129ZM138 179V178H137ZM156 179V178H155ZM195 179V178H194ZM192 179V180H194ZM211 179V178H210ZM226 179V178H225ZM253 179V178H252ZM108 181V182H111V181ZM127 180V181H126ZM134 182H133V181ZM141 180V179H140ZM191 180V179H190ZM197 180V179H196ZM160 181V180H159ZM246 181V180H245ZM175 182V181H174ZM194 182V181H193ZM192 181H190V184L193 183ZM196 182V181H195ZM128 183V184H127ZM134 183V184H132ZM159 183V182H158ZM162 183V182H161ZM182 183V182H181ZM188 183V182H187ZM107 184V185H106ZM103 187V192L105 193V186L107 187L108 184L110 183H106ZM116 184V185H114ZM140 184V183H139ZM146 184V182H145ZM189 183L187 184L188 186L190 185ZM194 184V183H193ZM196 184V183H195ZM194 184V185H195ZM142 185V184H141ZM162 185V184H161ZM183 185V184H182ZM184 186V188H188V186ZM208 186V185H207ZM101 187V188H100ZM123 187L121 188L120 187V190L122 192H126V190L124 191ZM190 187L193 188V186L190 185ZM109 187H107L108 189ZM112 188V189H111ZM138 188V187H137ZM150 188V187H149ZM221 188V187H220ZM127 188V190H129ZM209 189V188H208ZM263 189V188H262ZM118 191H119V188H118ZM169 191V190H168ZM209 191V190H208ZM134 192V191H133ZM180 192H185L184 190L183 191H180ZM99 193H100V196H99ZM118 193V192H117ZM188 193V192H187ZM194 193V192H193ZM205 193V192H204ZM250 193V192H249ZM263 194V193H261ZM260 194V195H261ZM114 195V194H113ZM126 195H129V194H126ZM164 194H162L163 196ZM264 195V194H263ZM93 194L90 196V197H94ZM118 196V195H117ZM170 196V195H169ZM182 196V195H181ZM188 196V195H187ZM123 197V196H121ZM183 197V196H182ZM205 197V196H204ZM85 200H82L84 199ZM99 198V199H98ZM126 198V197H125ZM164 198V197H163ZM199 198V197H198ZM103 199V198H102ZM178 199V198H177ZM190 199V198H189ZM245 199V198H244ZM255 199V198H254ZM257 199V198H256ZM88 200V199H87ZM94 200V201H95ZM110 200V199H108ZM108 200L106 202H108ZM122 200V199H121ZM125 200V199H124ZM184 200V199H183ZM188 200V199H187ZM203 200V199H202ZM43 201H48L50 202L49 204H47V206H43ZM101 201V200H100ZM104 200H102V204ZM260 201V200H259ZM97 202V201H96ZM122 202V201H121ZM124 202V201H123ZM129 202V201H127ZM141 202V201H140ZM254 202V201H253ZM19 203V205H18ZM22 203H24V206H28L29 205H36L35 203H38V205L41 203L40 206L36 205V207L33 205V210L32 213L30 212V209L28 207H26V210L23 211V208H21L22 206ZM29 203V205L27 204ZM86 203V202H85ZM93 203V202H91ZM101 203V202H100ZM98 202V204H100ZM193 203V202H192ZM240 203V202H239ZM252 203V202H251ZM26 204V205H25ZM101 204V205H102ZM195 204V203H194ZM245 204V203H244ZM261 206L264 204H261V201L260 203ZM18 205V206H17ZM49 205V206H48ZM87 205V204H86ZM85 205V206H86ZM95 205V204H94ZM17 206V207H16ZM23 206V207H24ZM88 206V205H87ZM91 206V205H90ZM93 206V205H92ZM96 206H97V203H96ZM95 206V207H96ZM103 206V205H102ZM179 206V205H178ZM177 206V207H178ZM233 206V205H232ZM264 206V205H263ZM37 207H41V210L42 211H36L37 210ZM47 207L49 209H47ZM99 207H101L99 205ZM104 207V206H103ZM112 207V206H111ZM114 207V206H113ZM117 207V206H116ZM162 207H164L162 205ZM181 207V206H180ZM260 207V206H259ZM258 207V208H259ZM28 208V209H27ZM43 208V209H42ZM44 208H46L45 211ZM102 208V207H101ZM190 209V207H188ZM195 208V207H193ZM20 209L22 212H20ZM25 209V208H24ZM35 209V210H34ZM61 209V210H60ZM103 209V208H102ZM107 209H108V206H107ZM113 209V208H112ZM55 210V209H54ZM56 210V211H57ZM114 210V209H113ZM152 210V209H151ZM183 210V209H182ZM193 210V209H192ZM234 210V209H233ZM35 211V212H34ZM52 211V210H51ZM134 211V210H132ZM171 211V210H170ZM174 211V210H173ZM246 212H249L247 210H245ZM263 211V210H262ZM29 212L31 214H29ZM37 212V214H36ZM46 212V213H45ZM69 215H68V213ZM244 212V211H243ZM251 212V211H250ZM45 213V214H43ZM53 213V211H52ZM55 213V212H54ZM66 213V215L64 214ZM74 213H78V212H74ZM81 213V212H80ZM119 213V212H118ZM191 213V211H190ZM219 213V212H218ZM235 213V212H234ZM33 214V215H32ZM41 214V213H40ZM71 214V216H70ZM121 214V213H120ZM123 214V212H122ZM134 214V213H133ZM173 214V213H172ZM206 214V213H205ZM247 214V213H245ZM53 215V214H52ZM56 215V214H55ZM81 215V214H80ZM111 215V214H110ZM125 215V214H124ZM164 215V214H163ZM162 215V216H163ZM177 215V214H176ZM180 215V214H179ZM178 215V216H179ZM63 216V217H62ZM96 216V215H95ZM138 216V215H137ZM190 216V214H189ZM239 216V215H238ZM49 217V216H48ZM65 217V218H64ZM68 217V218H67ZM72 217V220L69 221V218ZM114 217V216H113ZM135 217V216H134ZM133 217V218H134ZM170 217V216H169ZM188 217V216H187ZM244 217V216H243ZM255 217V216H254ZM46 218V217H45ZM77 219L79 218L78 216L76 217ZM131 218V217H130ZM139 218V216H138ZM142 218V217H141ZM157 218V217H156ZM165 218V217H164ZM171 218V217H170ZM180 218V216H179ZM41 219H43L41 217ZM49 219V218H47ZM46 219V220H47ZM66 219V220H65ZM136 219V218H135ZM175 219V217H174ZM184 219V218H183ZM189 219V218H188ZM192 219V218H191ZM50 220V219H49ZM54 219H52L53 221ZM97 220V219H96ZM143 220V219H142ZM163 220V219H162ZM37 221V222H36ZM48 221V220H47ZM51 221V220H50ZM65 221V222H64ZM69 222V223H66ZM76 221V220H75ZM98 221L100 220H97V224H98ZM103 221V220H102ZM133 221V219H132ZM55 223H57L58 221H54ZM77 222V221H76ZM79 222V221H78ZM84 222V221H83ZM94 222V221H93ZM117 222V221H116ZM165 222V221H164ZM178 222V221H177ZM234 222V221H233ZM63 223H65L63 225ZM80 223V222H79ZM157 223V222H156ZM172 223V222H171ZM182 223V222H181ZM186 223V222H185ZM69 224V225H68ZM77 224V223H76ZM82 224V223H81ZM96 224V223H95ZM97 224L95 225V227L97 226ZM102 225V223H100ZM167 224V223H166ZM218 224V223H217ZM52 225V223L50 224ZM49 225V226H50ZM80 225V224H79ZM93 225V224H92ZM179 225V224H178ZM181 225V224H180ZM42 226V225H41ZM64 226V227H63ZM68 226V227H66ZM84 226V225H83ZM94 226V225H93ZM103 226V225H102ZM154 226V225H153ZM163 226V225H162ZM172 226V225H171ZM177 226V224H176ZM192 226V225H191ZM48 227V225H47ZM56 227L53 229L55 230L56 232ZM92 226L90 225V228ZM104 227V226H103ZM106 227V225H105ZM183 227V226H182ZM257 227V226H256ZM50 228V227H49ZM79 228V227H78ZM98 228V227H96ZM117 228V227H116ZM128 228V227H127ZM180 228V227H179ZM189 228V227H188ZM208 228V227H207ZM46 229V230H45ZM51 229V228H50ZM92 229V228H91ZM100 229V228H99ZM119 229V228H118ZM121 229V228H120ZM123 229V228H122ZM139 229V228H138ZM162 229V228H160ZM42 230V231H41ZM45 230V231H44ZM61 230V229H60ZM75 230V229H74ZM90 230V229H89ZM94 230V229H93ZM102 230V228H101ZM100 230V231H101ZM159 230V229H158ZM50 235H49V233ZM97 231V230H96ZM109 231V230H108ZM160 231V230H159ZM189 231V230H187ZM216 231H219V230H216ZM43 232V234H42ZM54 232V233H55ZM59 232V230H58ZM64 232V231H63ZM64 232V235L63 233L60 231L58 234H60V238L63 236H65L67 234V236H65V238H68L69 234L68 232L66 233ZM71 232V231H70ZM88 232V231H87ZM112 232V230H111ZM126 232V231H125ZM137 232V231H136ZM157 232V231H156ZM37 233H41L39 236ZM62 233V235H61ZM66 233V234H65ZM81 233V232H79ZM89 233V232H88ZM91 233V231H90ZM89 233V234H90ZM116 233V232H115ZM139 233V231H138ZM154 233V232H153ZM160 233V232H159ZM167 233V232H166ZM175 233V232H173ZM53 234V233H52ZM57 234V233H56ZM71 234V233H70ZM83 234V233H82ZM93 234V232H92ZM98 234V233H97ZM102 234V233H101ZM105 234V233H104ZM110 234V233H109ZM131 234V233H130ZM133 234V233H132ZM142 234V233H140ZM144 234V232H143ZM165 234V232H164ZM170 234V233H169ZM168 234V235H169ZM203 234V233H202ZM221 234V233H220ZM74 235V234H73ZM88 235V234H87ZM103 235V234H102ZM145 235V234H144ZM162 235V234H161ZM175 235V234H174ZM84 236V235H83ZM114 236V235H113ZM178 236V234H177ZM188 236V235H187ZM190 236V235H189ZM35 237V238H34ZM47 237V236H46ZM47 237V238H48ZM73 237V236H72ZM105 237V236H104ZM143 237V236H142ZM147 236H145L146 238ZM166 237V236H165ZM172 237V236H171ZM34 238V239H33ZM82 238V237H81ZM86 238V237H84ZM90 238V237H89ZM99 238V237H98ZM114 238V237H113ZM144 238V237H143ZM157 238V237H156ZM33 239V240H31ZM42 239V238H41ZM41 239L39 241H41ZM74 239V238H73ZM78 239V238H77ZM123 239V238H122ZM171 239V238H170ZM176 239V238H175ZM187 239V238H186ZM209 239V238H208ZM46 239H42V241ZM68 240V239H67ZM89 239H87L88 241ZM91 240V239H90ZM95 240V239H94ZM102 240V239H101ZM131 240V239H130ZM37 241H35L34 243H36ZM38 241V243H39ZM44 241V242H45ZM48 241V239H47ZM46 241V242H47ZM50 241H52L50 239ZM78 241V240H77ZM100 241V240H99ZM119 241V239H118ZM149 241V239H148ZM172 241V240H171ZM56 242H57V239H56ZM83 242V241H82ZM126 242V241H125ZM145 242V241H144ZM264 242V241H263ZM29 243V245L27 244ZM54 243V242H53ZM61 243V241H60ZM65 243V242H64ZM71 243V242H70ZM99 243V242H98ZM102 243V242H101ZM124 243V242H123ZM139 243V242H138ZM147 243V242H145ZM166 243V242H165ZM201 243V242H200ZM250 243V242H249ZM88 244V243H87ZM153 244V243H152ZM155 244V243H154ZM183 244V243H182ZM206 244V243H205ZM215 244V243H214ZM26 247H25V246ZM40 245V244H39ZM44 245V244H43ZM71 245V244H70ZM95 245V244H94ZM158 245V244H157ZM168 245V244H167ZM210 245V244H209ZM37 246V245H35ZM34 246V248H35ZM47 246V245H46ZM64 246V245H63ZM66 246V245H65ZM79 246V245H78ZM100 246V245H99ZM136 246V245H135ZM138 246V245H137ZM259 246V245H258ZM28 247V250H26V248ZM102 247V246H101ZM112 247V246H111ZM133 247V246H132ZM152 247V246H151ZM43 248V247H42ZM47 248V247H46ZM76 248V247H75ZM96 248V247H94ZM144 248V247H143ZM160 248V247H159ZM165 248V247H164ZM171 248V247H169ZM24 249V250H23ZM30 249V250H29ZM54 249V248H53ZM52 249V250H53ZM112 249V248H111ZM110 249V250H111ZM161 249V248H160ZM202 249V248H201ZM214 249V248H213ZM219 249V248H218ZM34 250H35V253H34ZM46 250V249H45ZM59 250V249H58ZM62 250V249H61ZM74 250V249H73ZM91 250V249H90ZM138 250V249H137ZM168 250V249H167ZM194 250V249H193ZM81 251V250H80ZM102 251V250H101ZM114 251V250H113ZM146 251V250H145ZM165 251V250H164ZM21 252V253H20ZM56 252V251H55ZM98 252V251H97ZM141 252V251H140ZM154 252V251H153ZM161 252V251H160ZM167 251H165L166 253ZM194 252V251H193ZM25 253V254H24ZM34 253V254H33ZM61 253V252H60ZM73 253V252H72ZM84 253V252H83ZM86 253H87V250H86ZM100 253V252H99ZM220 253V252H219ZM24 254V257H22L21 255ZM46 254V253H45ZM70 254V253H69ZM101 254V253H100ZM136 254V252H135ZM143 254V253H142ZM155 254V253H154ZM191 254V253H190ZM242 254V253H241ZM33 255V256H31ZM34 256L35 257H38V256ZM87 255V254H86ZM85 255V256H86ZM93 255V254H92ZM99 255V254H98ZM123 255V254H122ZM138 255V254H137ZM21 256V258H20ZM47 256V255H46ZM97 256V255H96ZM112 256V255H111ZM149 256V255H148ZM213 256V255H212ZM54 257V256H53ZM66 257V256H65ZM108 257V255H107ZM125 257V256H124ZM193 257V256H192ZM210 257V255H209ZM223 257V256H222ZM83 258V257H82ZM91 258V257H90ZM151 258V257H150ZM22 259V260H21ZM38 259V258H37ZM50 259V258H49ZM59 259V258H58ZM66 259V258H65ZM100 259V258H99ZM98 259V260H99ZM133 259V258H132ZM142 259V257H141ZM264 259V258H263ZM31 260V264L32 261H36V258L35 259H30ZM57 260V259H56ZM84 260V259H83ZM115 260V259H114ZM153 260V259H152ZM239 260V259H238ZM24 261V262H25ZM42 261V260H41ZM51 261V260H50ZM59 261V260H58ZM63 261V260H62ZM89 261V260H88ZM125 261V260H124ZM136 261V260H135ZM214 261V260H213ZM23 262V263H24ZM36 262H34V264H36ZM69 262V261H68ZM106 262V261H105ZM108 262V261H107ZM190 262V261H189ZM210 262V261H209ZM26 263V262H25ZM28 263H29V260H28ZM27 263V264H28ZM51 263V262H49ZM59 263V262H58ZM97 263V261H96ZM99 263V262H98ZM130 263V262H129ZM132 263V262H131ZM22 264V263H21ZM30 264V263H29ZM37 264H40V262H38ZM43 264V263H42ZM46 264V263H45ZM87 264V263H86ZM100 264V263H99ZM105 264V263H104ZM114 264V263H113ZM120 264V263H119ZM133 264V263H132Z\"/></svg>",
    "mask_w": 264,
    "mask_h": 264
},
{
    "label": "rangeland",
    "instance_id": "rangeland-1",
    "mask_svg": "<svg viewBox=\"0 0 264 264\" xmlns=\"http://www.w3.org/2000/svg\"><path fill=\"white\" fill-rule=\"evenodd\" d=\"M104 2H105V0H103ZM102 0L101 1H99L97 4L96 3H94V5H93V2L92 1H88V0H66V2H65V6L64 7H61V12L58 10L57 11V9L56 10H54V12L55 11H57L56 13H54V16H56L55 18H57L59 21H61L63 24H61V28L59 29L60 31V33H58L57 34V40L59 41V44H62L61 45V49L63 48V51H64V53L66 54V52H67V54L66 55H70V60H71V57H72V59H74V61L72 62V60H71V62H69L70 63V72L68 71V73H69V77H67V80H70L71 78H73L74 79V81L75 82H77L76 81V79H78L81 83H79L78 82V85H76L75 86V84H77V83H74L73 81V84H72V82H69L68 81V83H71L72 85H69V86H74V87H81L82 88V86H79L80 84H82L83 85V87H84V80L87 82V79L89 80V82H85L86 84H87V86H88V88L89 89H91V88H93V87H97V85L98 86H100V83L101 82H103L102 81V78L104 79V82H106V83H110L109 84V86H112V83H114V81L112 82V80L116 77L117 78V76H119L118 78H120V75L123 73H121V71H120V74H118L119 72H117L116 71V69H114V67L111 69L112 71H114L115 70V72L113 73L111 70L109 71L106 67H105V65H104V63H100L101 61L103 62V61H105V59H106V56H107V52L110 50V49H112L113 47H112V45L110 44V42H109V44L106 46V47H104L103 49H98V51L99 52H101L100 54H99V52H95V53H93L94 51H90V49H91V44H92V46H94V40H96V35H95V32L96 33H98V31H99V28H102V26L104 25L103 24V22L100 20V17H99V14H98V12H107L108 11V7L106 8V5H105V3H102L103 2ZM142 1V0H141ZM144 1V0H143ZM199 1H200V3H201V0H198V2L197 3H199ZM207 2H208V0H206ZM212 1H216V4L214 3L213 4V6H214V9L217 7L218 9H220L221 7H223V12H225V10H227L228 8V10H234L233 12H235V10H236V14H238L237 12L239 11V13H243V12H245V11H247L248 10V8L250 9V8H255L256 7V4L259 2V1H264V0H257V1H255V0H252L251 2H250V0H246V4H245V2L243 1V2H240V1H242V0H235V2H234V0L232 1V0H212ZM89 2H92L91 4L89 3ZM144 2H147L148 4H149V0L147 1V0H145ZM209 2H211V0H209ZM233 2V3H232ZM256 4H255V3ZM150 3L152 4L153 3V6H152V9L153 10H155L154 12H153V15L156 17V18H158V21H159V28L157 29L158 31H161L160 33L162 34V35H165V32H166V36H164L165 37V41H167V39H169L168 41H167V47L165 46L164 48H163V50L161 49V48H159V49H156L155 51V53H157V55H159L160 57H162V56H164V59H159V61L160 60H162V61H164L165 63H169L170 64V70H174L175 72H177L178 71V73H182V75H180V76H184L185 74H189V73H194V70H195V73L194 74H197V72H199V70H201L202 69V67H203V65H202V67H201V69L200 68H196V67H199V66H201V65H197V64H201L202 62L204 63L205 62V60H207V53H208V55H212V56H214L213 55V53L211 52L214 48H217V42H212V40L214 41L215 39H216V41H222L223 40V38H219V36L218 37H216V35L214 34V33H209L208 31H207V33H206V31H204L205 30V28H203V26H202V31H201V29L200 30H198L197 28H200L201 27V24H196V25H198L199 27H197L195 24H193L194 25V27H193V25H192V27L191 28H189V27H187V28H185V30H184V28L182 29V27H183V25H181V23L183 22V18H181V17H184V12H187L188 10H186V9H184V12H180V9L175 5V4H172L173 3V1H171V3L169 2V3H159V2H157L156 0H150ZM192 4L191 6H192V8H194V10H195V6L196 5H206V4H208V3H204L203 4V2L201 3V4ZM235 3V4H234ZM241 5H240V4ZM90 4V5H89ZM97 5V7H98V9H97V7H96V10H95V6ZM98 4H99V6H98ZM160 4V5H159ZM93 5V6H92ZM102 5H103V7H102ZM251 5V6H250ZM161 6V7H160ZM187 6V5H186ZM216 6V7H215ZM233 6V7H232ZM250 6V7H249ZM174 7V8H173ZM175 7H177V8H175ZM225 7V8H224ZM243 7V8H242ZM93 8H94V10H93ZM173 8V9H172ZM217 8L215 9V10H217ZM102 9V10H101ZM104 9H105V11H104ZM106 9H107V11H106ZM161 9V10H160ZM168 9V11H166ZM179 9V10H178ZM206 9H208L207 7H206ZM98 10V11H97ZM101 10V11H100ZM226 11L227 13H228V15H230L231 14V12L230 11ZM241 10V11H240ZM94 11V12H93ZM161 11H163V12H161ZM178 11V12H177ZM196 11V10H195ZM219 12H220V10H218ZM215 12L214 10H213V14L215 13L216 14V17H215V15H214V19L216 20V18L218 17V14H220L219 12ZM248 11H250V10H248ZM86 12V13H85ZM95 12H96V14H95ZM171 12V13H170ZM177 12V13H176ZM181 14H180V13ZM94 13V14H93ZM175 15H174V14ZM179 13V14H178ZM246 13V12H245ZM248 13V12H247ZM90 14V15H89ZM178 14V15H177ZM212 14V12L210 13V14H208V16L209 15H211ZM212 14V15H213ZM222 14V13H221ZM64 15V16H63ZM180 15H181V17H180ZM183 15V16H182ZM78 18H77V17ZM98 16V17H97ZM169 16H172L171 18H168ZM198 16V15H197ZM220 17V23H222V22H224V21H221V17L222 16H219ZM218 17V18H219ZM98 18V19H97ZM178 18H180V19H178ZM95 19H97V20H95ZM166 19V20H165ZM213 19V20H214ZM94 20V21H93ZM162 22H161V21ZM212 20V21H213ZM18 21H20L19 19H18ZM33 21V23H31ZM34 21L35 20H33V19H31V21H28V20H26V21H24V22H16L19 26H21V27H26V29H28V28H30V27H34L33 25H34ZM75 21V22H74ZM164 21V22H163ZM167 21V22H166ZM212 21H210V22H212ZM26 22V23H25ZM78 22V23H77ZM99 22V23H98ZM165 22H166V24H165ZM174 22V23H173ZM180 22V23H179ZM97 23V24H96ZM173 23V25H171ZM179 23V24H178ZM30 24L32 25V26H30ZM77 24V25H76ZM96 24V25H95ZM163 24V25H162ZM176 24H178V25H175ZM208 25H210L211 23H207ZM75 25V26H74ZM161 25V26H160ZM165 25V26H164ZM167 25V26H166ZM213 25V24H212ZM73 26L75 27L74 29H73ZM72 27V28H71ZM90 27V28H89ZM161 27V28H160ZM163 27V28H162ZM195 27H197V28H195ZM78 28V29H77ZM82 30H81V29ZM88 28V29H87ZM169 28H171V29H169ZM178 29V28H180V29H178L177 31H176V29ZM69 29V30H68ZM174 29V30H173ZM64 30V31H63ZM169 30V31H168ZM172 30V31H171ZM189 30V31H188ZM208 30V29H207ZM219 30V29H218ZM223 30V28L221 29L220 28V30L218 31V32H221ZM66 31V32H65ZM72 31V32H71ZM158 31H156L157 32V36L159 37V39H160V34H159V32ZM165 31V32H164ZM199 31H201L203 34L204 33H206L205 35H203L202 33H200ZM213 30H211V32H212ZM63 32V33H62ZM74 32V33H73ZM175 32V33H174ZM186 32V33H185ZM214 32V31H213ZM79 33V34H78ZM92 33V34H91ZM180 33V34H179ZM209 33V34H208ZM69 34V35H68ZM71 34V35H70ZM88 34V35H87ZM170 34L172 35V36H170ZM211 34V35H210ZM214 36H213V35ZM75 35H78V37H76ZM92 35V36H91ZM175 35V36H174ZM206 35H208V36H206ZM71 36H73V37H71ZM181 36V37H180ZM203 36V37H202ZM212 37V38H210V37ZM69 37V38H68ZM75 37V38H74ZM169 37V38H168ZM182 37H183V39H182ZM205 37V39H203ZM209 37V38H208ZM79 38V39H78ZM94 38V39H93ZM170 38H171V40L173 41V42H171V40H170ZM173 38V39H172ZM174 38H175V40H174ZM202 38V39H201ZM219 40H218V39ZM65 39V40H64ZM74 39V40H73ZM93 39V40H92ZM161 39H163V38H161ZM72 40V41H71ZM92 40V41H91ZM183 40V41H182ZM185 40V41H184ZM209 40V41H208ZM177 41V42H176ZM69 42V43H68ZM91 42H93V43H91ZM170 42V43H169ZM178 42H180V43H178ZM183 42H186V44L185 43H183ZM190 43V44H189ZM195 43V44H194ZM206 44L205 46H203L202 44ZM76 44V45H75ZM88 46H87V45ZM175 44V45H174ZM184 44V45H183ZM187 44H189V47H194V49L193 50H195V52H194V54L193 53H191L190 51H192V49H188L189 47H188V45ZM192 44L194 45V46H192ZM215 44V45H214ZM72 45V46H71ZM178 45H180L181 47H182V45H183V47H182V49L180 48V46H178ZM96 46V45H95ZM196 46V47H195ZM200 46H202V47H200ZM211 46H213V47H211ZM69 47H71V48H69ZM86 47V48H85ZM112 47V48H111ZM172 47V48H171ZM218 47H220V46H218ZM66 48V49H65ZM67 48H69L68 50H67ZM184 48H186V55L184 56V51H183V49ZM206 48V49H205ZM106 49V50H105ZM175 49V50H174ZM217 49H219V48H217ZM222 48H220V50H221ZM78 50H81L80 52L82 53H80L79 54V52L76 54V52ZM87 50H88V52H87ZM177 51L176 53L175 52H173V51ZM205 50H207V51H205ZM210 50V51H209ZM66 51V52H65ZM85 51H86V53H88V57H85V55H87L86 53H85ZM163 51H165V52H163ZM169 51V52H168ZM201 51V52H200ZM215 51V50H214ZM71 52V53H70ZM91 52V53H90ZM104 52V53H103ZM182 52V53H181ZM200 52V53H199ZM204 52V53H203ZM207 52V53H206ZM165 53V54H164ZM188 53L189 54H191L192 56L194 55V58L196 57V54H197V58H196V62H193V61H191L192 60V58H191V60H189L188 58H185V57H187L188 56ZM196 53V54H195ZM198 53H199V55H198ZM206 53V54H205ZM215 53V52H214ZM75 54V55H74ZM89 54H90V57H89ZM95 54H97V55H95ZM104 54V55H103ZM176 54V55H175ZM181 56H180V55ZM182 54H183V56H182ZM72 55V56H71ZM92 55H93V57H92ZM103 55V56H102ZM258 55H260V54H257L256 56H254V57H256V61H257V58H259L258 57ZM97 56V57H96ZM172 56V57H171ZM173 56H175V57H173ZM180 58H179V57ZM206 56V57H205ZM95 57V58H94ZM205 57V58H204ZM222 57V56H221ZM253 57V58H254ZM83 58V59H82ZM89 58V59H88ZM92 58V59H91ZM98 58L99 59H101V60H98ZM163 58V57H162ZM179 58V59H178ZM261 58V57H260ZM83 61H81V60ZM188 59V60H187ZM199 59V60H198ZM251 60H252V58H250ZM255 59V58H254ZM263 59H264V57H263ZM262 58H261V61H263L264 62V60H263ZM68 60H69V56H68ZM69 60V61H70ZM78 61V64L77 63H74V62H76V61ZM90 60V61H89ZM95 60V61H94ZM187 60V61H186ZM259 61H260V59H258ZM172 61V62H171ZM189 61H191V62H189ZM210 61H211V59H210ZM210 61L209 60H207L205 63H210ZM227 61V60H226ZM225 61V62H226ZM261 61L259 62L260 64H261ZM157 62H158V59H157ZM189 62V63H188ZM225 62H223V64L225 63ZM231 62V61H230ZM253 62H255L254 60H253ZM258 62V61H257ZM263 62H262V64H263ZM68 63V62H67ZM68 63V64H69ZM94 63V64H93ZM95 63H96V65H95ZM120 63V62H119ZM187 63H188V65H187ZM194 63H195V65H194ZM227 63V62H226ZM225 63V64H226ZM58 64H60V63H57V65ZM65 65H67L66 63H64ZM64 64H62V65H64ZM78 66H77V65ZM83 64V65H82ZM121 64H124L123 62L121 63ZM251 64H252V62H251ZM259 64V65H260ZM88 65H89V67H91V69L89 68L88 69ZM98 65V66H97ZM114 66H116V65H118L119 67H120V64H117V63H115V64H113ZM125 65V64H124ZM222 65V64H221ZM259 65H258V67H259ZM60 66V65H59ZM74 66H76V68H74ZM100 66H103L101 69L103 70V68H106V70H108L107 71V73H106V71H103L104 72V74L106 73L107 74V76H106V74L105 75H103V73L101 74V69L99 68ZM122 66V68L124 67L123 65H121ZM173 66V67H172ZM193 66V67H192ZM248 66H250V64L249 65H247V67ZM253 65H251V67H252ZM255 66H257V64H256V62H255ZM79 67H80V69H79ZM246 67V68H247ZM254 67V66H253ZM258 67H255V68H258ZM262 67V69H260ZM261 67H259L258 69H259V72H260V70H261V73H260V76H261V74H262V78H261V80L263 79L264 80V74L262 73V70H263V67H264V64L263 65H261ZM66 68V70L69 68H67V67H65ZM96 68V69H95ZM245 68V69H246ZM78 69V70H77ZM84 69V70H83ZM100 69V70H99ZM140 68H138V70H139ZM193 71H192V70ZM245 69L243 70H241V72H245ZM258 69H256L255 71H257ZM92 72H91V71ZM95 70V71H94ZM105 70V69H104ZM197 70V71H196ZM246 70H248V68L246 69ZM76 71V72H75ZM85 72V73H83L82 74V72ZM173 71V72H174ZM249 71V70H248ZM247 71V72H248ZM81 72V73H80ZM94 72V73H93ZM111 72V73H110ZM188 72V73H187ZM247 72H245V73H247ZM253 72V71H252ZM263 72H264V70H263ZM58 73V72H57ZM257 73V72H256ZM255 73V75H256V77L254 78V77H252L253 75H254V72L253 73H251V74H253V75H251L250 74V77H249V73H248V77H246V75H241L240 76V78H235V80L236 79H238V80H242L241 82H246V81H248V79H249V81H251L252 83H254V90H256V94H252V92H254V90L252 89L253 87H251V86H253V84L251 83V82H248L247 84H245L246 86L248 85V87H244V84H242L241 86H242V88L240 89V84H241V82L239 81L238 83L239 84H237V82L235 83V84H237L236 85V87L237 88H239L238 89V91H237V88L235 89V85H231V84H234V80L233 79H231V84L230 83H225L226 85V87H224V83L221 85L222 87H216L217 88V90H216V88H211L212 89V91H213V93H211V92H208V94L207 95H205V92L204 93H202V94H204V96H206V98H203L202 97V99H203V102H202V99L200 100V98L198 99V102L196 101V99L195 100H193V101H196L195 103H194V105H191V107H197V105L199 104V102H201V104H199V106H198V108L200 109V111H199V109L198 108H194V109H196V111L194 112L193 111V113L195 114H192L190 111V109H192V108H190V103H193V101L192 102H189V104L188 103H186V104H188L187 106H189V108H187V109H189L188 111L190 112V118H189V116H188V111H186L185 112V114L183 113H180L179 112V115H175L174 117H177V119L179 118V117H182V119L183 120H181L180 118L178 119L179 121H177L174 117H172V119H170V120H173V118L175 119L174 121H172L171 123H172V125H171V123H170V125H169V120H168V122L166 123V125H167V128H170V129H167L166 128V125L164 124V126L163 127H165V128H163L162 129V126H158L157 128L158 129H155L156 131L157 130H165L164 132H159V131H157V132H159L160 134H162L164 137H162V136H160L159 137V134H158V141H157V139L155 140V137L157 138V136H155V137H153V136H150V138L148 139V137L147 136H149L150 134L152 135L153 133H155L156 135H157V133H156V131L154 130V129H152V128H150V130L149 131H151V130H154L155 132H153V133H151L150 132V134L148 135V132H147V136L145 135L146 133L144 132V131H146V129L145 128H140V127H138L137 129H136V133L134 134V137H133V141L134 142H132L133 143V146H131L129 149H128V151H127V153L124 155V160L123 159H120L119 160V164H117L118 166L117 167H119L120 165L122 166L124 163V161H125V158H126V156H129V158L131 157L132 158V156H134L133 157V159H130V161H132L133 162V160L135 161L134 162V164H135V166L133 165V163L132 162H129V164H131V165H133L134 167H131V165H130V170L132 171V169L131 168H133V169H135V171H137V168L139 167V168H141V169H143L144 171L143 172H145L144 173V175H142L143 174V172L140 174V173H135V174H133V175H131V176H133V179L137 182L134 186H130V188L131 189H129V187H128V185H127V187L125 186V187H123V184L122 183H124L125 181V178L123 177L124 175L123 174H125L126 175V173L127 172H125V169L124 168H126L127 170L126 171H130V170H128V166L126 167V166H124L123 165V170L121 169V168H119V173L121 172V171H123L122 173L123 174H119L118 172H117V174H119L120 175V179H123L122 181L123 182H121V180L119 181V179H118V182L119 183H121L122 184V186L120 185V187L122 188L123 187V189H124V191L126 190V192H122L121 190H120V187H116L115 186V188L113 187V183L112 182H114L113 180L115 179V183H117V185L119 184L118 182H116L117 181V178H119V176L116 174V173H112L111 175H114V177H115V175H116V177L114 178V177H111V180H112V178H113V180L111 181L108 177H110V175L107 177V180H106V182H104L105 184L106 183H110V184H108V186L107 187H109L108 189H107V187L105 186V193L102 191L103 190V187H104V185L105 184H103V187L101 188L102 190H101V192L100 193H103V194H107L108 193V191H110L109 189H110V187L111 186H109V185H112V188H114L112 191H114L116 188H117V190H116V193H111L110 195H109V198H104L105 196H107V195H104V197H103V195H102V198L98 201L97 199L95 200V196H97L98 197V194H97V190H98V188L92 193L93 194V196H94V194H96L94 197H90L92 194H90V195H88V196H86V198L88 199H86L85 200V198L84 199H82V200H85L84 202L82 201V205L80 206V207H78L76 210H74V211H72L71 213L73 214L72 216L74 217V216H76V214H78L77 216L79 217L78 219L75 217V219H74V221L72 222V226H70V227H72V229H70V231L68 230V228L66 229L67 230V232H68V238H65V236H67V232L65 231V230H63V228H60V227H62V226H59L58 227V229H57V227L56 226H54L55 224H58V225H60L63 221H62V218H61V215H60V218H59V220H58V218H56L57 217V213L59 212V213H61V212H63L61 209H62V207H61V205H58L59 206V208L61 207V212L59 211V208H58V210H57V207H54V206H56V204H51L50 202H48V201H43L42 203H43V206H47V204H49V205H51V210L53 211V213H52V211L47 207V209H49V211L45 214V213H43V214H45V215H47V216H42V212H40V213H38L37 214V212H36V214L37 215H39V216H41L43 219H41V217H37L36 219H37V221H38V219H40V220H43L42 222L44 223V224H41L40 226H39V224L37 223V225H35V227L36 226H38V227H43V226H46V227H43V228H48L47 230H51V236L50 237H48V235H43V236H39L41 233H37L38 234V236L40 237V239L42 238V239H46V241H47V239H48V241L46 242L45 240H43L42 241V239H41V241H39V243H38V241L36 240V238L34 239L35 241H37L36 243H34L35 241H31V243L30 244H34V245H30V251H32L33 252V249H36V251H37V253H39V251L40 250H42V251H40V253L37 255L36 253H35V250H34V253L38 256V257H35L36 258V260H37V262L36 261H32V263L34 264V262H36V264L38 263V262H40V264H264V149H261V151H263V152H260V149H258L259 150V153H258V150L256 149L255 151H257L256 153H258V155H256V153L254 154H250V155H248V153H250V151L252 150L251 148H253L252 147V145L255 147V144H256V146L257 147H259V148H261V147H263L264 146V100L262 101V99H264V93H261V91L260 90H258L257 91V89H261V86L262 85H264V83H263V81H259L260 80V77H258L257 76V74ZM70 74H73V75H75L74 77H76V78H74V77H71L70 78ZM78 75V77H77V75ZM95 74V75H94ZM111 74H113V75H111ZM190 74V75H191ZM242 74H244V73H242ZM259 74V73H258ZM88 77H87V76ZM90 75H91V78H90ZM101 75V76H100ZM115 75V76H114ZM94 76L97 78L98 76H100L99 78H100V80H99V83H98V81H95V83L92 81V79L93 80H95L96 78H94ZM106 79H105V78ZM110 77V78H109ZM114 77V78H113ZM125 76H121V80H124L125 78H124ZM245 77V78H244ZM69 78V79H68ZM87 78V79H86ZM108 78V79H107ZM113 78V79H112ZM124 78V79H123ZM247 79V80H243V79ZM259 78V79H258ZM83 80V82H82V80ZM72 80V79H71ZM91 80V81H90ZM96 80H98V78L96 79ZM233 80V81H232ZM237 80V81H238ZM230 81V80H229ZM93 82V83H92ZM104 82H103V84H104ZM67 83V84H68ZM106 83L104 84V85H106ZM260 83H263V84H260ZM108 84H107V86H108ZM250 84H252L251 86H250ZM89 85H93V87H91L90 88V86ZM95 85V86H94ZM68 86V85H67ZM86 86V85H85ZM86 86V87H87ZM220 86V85H219ZM233 87V89L235 90H233V91H231V88H229L228 89V87ZM251 87V89H250V92L248 91V92H246L250 87ZM72 87H70V88H72ZM74 87L72 88V91L74 90ZM81 88H80V90H81ZM88 88H82V90L83 89H85L84 91L85 92H88L89 91V89ZM248 88V89H247ZM69 89V88H68ZM88 89V90H87ZM97 89V88H96ZM247 89V90H246ZM70 90V89H69ZM77 92H78V89H75ZM73 91V92H76V91ZM87 90V91H86ZM92 90H94V89H92ZM91 90V91H92ZM210 90V89H209ZM208 90V91H209ZM214 90H216V91H214ZM218 90L219 91H222V90H224V91H222V93L220 92V94H218V95H216L217 94V92H218ZM246 90V91H245ZM264 90V89H263ZM95 92L94 93H92V92H90V94L92 93V94H95V95H97V93H96V91L97 90H94ZM211 91V90H210ZM73 92H72V96H73ZM82 92V91H81ZM80 92V93H81ZM88 92V93H89ZM207 92V91H206ZM227 92V93H226ZM69 93V92H68ZM83 94H84V92H82ZM211 93V96H213V98L209 95ZM224 93H225V95H224ZM243 97V96H245V98L243 97V100H245V101H243L244 102V104L246 105V103H247V101L250 99V100H252L254 103H256V105L258 106V108H256V110H257V112H258V114H259V116L260 117H258L259 119H257V120H259V122L256 124V125H254L255 123H253V125H252V123H251V121L252 122H254L256 119H254V121L251 119V121H250V124H251V126L254 128V130L253 129H250V128H248L249 126H248V124H249V122H248V118L246 119V121H245V119H241V118H243V117H245V114H247V112L245 113H243V111H245V110H243L242 111V108L241 109H239L240 111H238V109H236V110H231V112L233 111L234 113H232L233 115L234 114H236V116H240V118L239 117H234L235 119H236V123L234 122V124H236V126H234L235 128H234V130H235V132H236V130H238L239 131V134H240V132H244L243 133V136H244V138L247 136V135H245L246 134V131L248 130V129H250V131L252 132V134L253 135H251L252 136V140H251V136H250V138H248V140H249V142L251 141V143H249L248 142V140H247V137L245 138V140H244V138H243V136H241L242 137V139H241V137L240 136H238L237 134H238V132L237 133H234L233 132V134L235 135V136H229V134H228V132H230V131H227V132H225V136H223L222 137V139L225 137L226 138V140H222V139H218V140H216L214 143H213V141L211 142L212 144H210V142L208 141V142H204L203 141V137H205L206 135L207 136H210L209 134H207L206 132H208V130L207 131H203L205 128H204V125H205V119H204V121H203V119H202V115H204V117H206L205 116V114L204 113H206V112H208L209 110H207V108H209L211 105H215L214 107H216V106H223V104L226 106V105H228L227 103L229 102V105H230V103L231 102H235L236 100L237 101H242V100H240L241 99V97L239 98V99H235V100H232L233 99V97H235L236 96V94L237 95H239V94ZM75 94V93H74ZM78 94V93H77ZM76 94V95H77ZM83 94H80V97L82 96L83 97ZM86 95H88L87 93H85ZM213 94V95H212ZM226 94H230L231 96L230 97H227V95ZM233 94H235V96H233ZM85 95V96H86ZM94 95V96H95ZM220 95V96H219ZM222 95H224V96H222ZM257 95V96H256ZM69 96H71V95H69ZM78 96V95H77ZM89 96V95H88ZM92 96V95H91ZM93 96V97H94ZM201 96V95H200ZM203 96V95H202ZM207 96H210L211 98H212V104L210 103L211 102V98L209 99V104H210V106H209V104H207V101H208V97ZM216 96H218V97H216ZM226 96V97H225ZM229 96V95H228ZM233 96V97H232ZM248 96V97H247ZM8 97H10V99L9 100H11L12 98L13 99H15L16 97L15 96H8ZM79 97V96H78ZM77 97V98H78ZM79 97V98H80ZM223 97V98H222ZM232 97V98H231ZM237 97V96H236ZM248 99H247V98ZM259 97V98H258ZM19 98V97H18ZM18 98H17V100H18ZM24 99V100H22V101H25V103L27 104V102H28V100L26 99V98H24V97H20V99ZM66 97H64V99H65ZM76 98V99H77ZM78 98V99H79ZM88 98V97H87ZM86 98V100L85 101H87L88 100V103L87 102H84V103H87V104H85V105H88V104H90L89 103V99H87ZM229 98H231L229 101L227 100V99ZM6 99H7V97H6ZM75 98L72 100V103L69 101V99H65L64 100V102L62 101V100H60L59 99V102L57 101V103H58V107H57V109H56V113L58 114L57 116H53V117H46V116H44V111H43V109L44 108H42V109H36L35 111H41L40 113L38 112V114H39V119L37 118V120H35L36 118L34 117L35 116V113H33L32 111V113H33V117L35 118L34 119V121H38V122H40V121H43V120H40V119H44L45 117L47 118V119H45V120H48V122L49 121H54L56 124V126L58 125V127H60L59 125L60 124H63V125H61V127L62 126H64V124L66 123V126L65 127H68V123H70V121L71 120H73L74 118L76 119V118H80L81 120L83 119L82 117H84L85 118V114L84 113H80V111L79 110H77V109H79L77 106H76V104H78L79 102L78 101H80L81 99H79L78 101L76 100ZM204 99L206 100V103H204ZM216 99V100H215ZM217 99H218V102H216L217 101ZM220 99V100H219ZM225 99V100H224ZM246 99H247V101H246ZM215 100V101H214ZM250 100L248 101V102H250ZM7 101V100H6ZM11 101H13V102H15L16 103V101H14V100H11ZM82 101V100H81ZM91 101V100H90ZM219 101H224V103L222 104V102H220L221 104L219 105ZM251 101V102H252ZM257 101V102H256ZM8 102V101H7ZM19 102H21L20 100H19ZM19 102H18V109L20 110V107H21V109H22V107H23V105L21 104V106L19 105ZM66 102H69V103H66ZM74 102V103H73ZM227 102V103H226ZM9 103H10V101L7 103L8 105H9ZM25 103H24V106H25ZM29 103V102H28ZM76 103V104H75ZM82 103V102H81ZM84 103H82V104H84ZM214 103V104H213ZM239 103V102H238ZM241 103V102H240ZM11 104H12V102H11ZM17 104V103H16ZM202 104H205L206 106H204V105H202ZM233 103H231V105H232ZM236 104H237V102H236ZM235 104V105H236ZM64 106V107H62V106ZM80 105V104H79ZM78 105V106H79ZM207 105H208V107H207ZM234 105V104H233ZM232 105V106H233ZM240 105V104H239ZM238 105V106H239ZM250 105V104H249ZM255 105V104H254ZM29 106V105H28ZM74 106H76L77 107V109H76V107H74ZM186 105H185V109H186V107H187ZM202 106H204V107H202ZM232 106H230V107H232ZM241 106H242V104H241ZM251 106H252V104H251ZM30 107V106H29ZM28 107V108H29ZM80 107V106H79ZM207 107V108H206ZM228 107V106H227ZM246 107V106H245ZM253 107V106H252ZM11 108H14V107H11ZM10 108V109H11ZM24 108V107H23ZM81 108V107H80ZM183 108V109H184ZM202 108V109H201ZM205 110H204V109ZM213 107L211 106V108H209V109H212ZM218 108V107H217ZM217 108L215 109L214 108V112L212 111V113H208L209 115H213L214 116V114H215V112H217V114L218 115H220L219 113H222L223 112V110H222V108H221V110L218 108V110H217ZM224 108V107H223ZM260 108V109H259ZM10 109H7L6 111L7 112H9V114H7V115H4V113H3V111H2V109H1V106H0V116H3L2 118V121H1V125L3 126V128L5 129V130H7L5 127H8V123H9V121L12 119V120H15L14 122H17L18 120H20V119H18L17 118V116L16 115H14L13 113H14V111H13V113H12V109L10 110ZM15 109V108H14ZM16 110L15 112H17V111H19V110ZM184 109V110H185ZM186 109V110H187ZM198 109V110H197ZM227 109V108H226ZM246 110H247V108H245ZM249 109H250V106H249ZM248 109V110H249ZM252 109V108H251ZM8 110H10V111H8ZM24 110V109H23ZM23 110H21V114L19 115V116H21V115H23V114H25V113H23ZM28 110V109H27ZM27 110H26V112H27ZM32 110V109H31ZM183 110V111H184ZM213 110V109H212ZM25 111V110H24ZM30 111V110H29ZM225 111V110H224ZM237 111V112H236ZM197 112V113H196ZM250 112V111H249ZM18 113H20V112H17V115H18ZM225 113H227V114H225ZM225 117L224 116H221V118L222 117H224V119L226 118V115H227V118H226V121L227 120H229L227 123V125H229L231 128H233V125H232V121H234V119H233V116L231 115V113L228 111V110H226L225 111ZM251 113V112H250ZM255 114H257L256 112H254ZM13 116H12V115ZM181 114V115H180ZM223 114V115H224ZM258 114H257V116H258ZM262 114V115H261ZM29 116H30V113L28 114ZM26 116V114L25 115H23V116H21L23 119H25V116L29 119L30 118V120H31V117H29V116ZM32 115V114H31ZM36 115H37V113H36ZM40 115H41V117H40ZM217 115V118H219V116ZM232 116V119L230 120V117ZM247 115H249V114H247ZM251 115H253V114H251ZM251 115H250V117H251ZM44 116V117H43ZM185 116V117H184ZM229 116V117H228ZM235 116V115H234ZM6 117V118H5ZM20 117V118H21ZM189 119H188V118ZM201 117V118H200ZM1 118V117H0ZM10 119V120H8V123H7V120H6V123L7 124H5V119ZM26 118V119H27ZM52 118V119H51ZM53 118H55L54 120H53ZM56 118H58L57 120H56ZM61 118V119H60ZM186 118H187V120H186ZM207 118H209V117H207ZM214 118V117H213ZM229 118V119H228ZM18 119V120H17ZM51 119V120H50ZM197 119V120H196ZM201 120V121H203V122H201V123H199V120ZM211 119H212V117H211ZM224 119H221L222 120V124H221V126H220V128L222 127V125L223 124H225L226 123V121H224ZM3 120H4V123H3ZM33 120V119H32ZM215 120V119H214ZM26 121H28V120H26ZM60 121V124L58 123ZM187 121V122H186ZM210 121V120H209ZM213 121V120H212ZM212 121H210L211 123H212ZM224 121V122H223ZM13 122V121H12ZM11 121H10V123H9V126H11V125H13L14 126V124L15 123H12ZM22 122V120H20V122L18 121L17 122V125H18V123L19 124H23V122ZM29 122V121H28ZM52 122H49L50 124L52 123ZM175 122V123H174ZM190 122V123H189ZM257 122V121H256ZM263 122V123H262ZM5 124L6 126H4L3 124ZM32 123H34L33 121H32ZM32 123L30 122L29 124L30 125H32ZM37 123V122H36ZM42 122H40L38 125H37V127H36V130H37V133H41L42 131H43V129H44V127H41V124ZM43 123H47V122H43ZM42 123V124H43ZM58 123V124H57ZM78 123V122H77ZM76 123V124H77ZM185 123H187V124H185ZM204 125H203V124ZM213 123H215V122H213ZM220 123H221V121H220ZM25 124H26V122L23 124L24 126H25ZM28 124V123H27ZM48 124V123H47ZM184 124V125H183ZM206 124H208V122L206 123ZM16 124H15V126H17ZM34 125V124H33ZM43 125H46V124H43ZM49 125V124H48ZM52 125V127H50V131L48 132L49 133V135H47V137H46V139L44 138L42 141H43V143H41V142H39L38 143V141H41L40 139H39V137H36L37 135H35L34 137H36L37 139H39V140H37V142L36 143H38V145H42L43 146V148H44V150H48V149H50L52 146L50 145L49 146V144L51 143L52 144V141L53 142H56V140L58 139L57 138V136L56 135H53V136H50V134L52 133V129H53V126H54V124H51ZM176 125V126H175ZM187 125V127H188V129H187V127H185L184 128V126H186ZM192 125V126H191ZM210 125V124H209ZM215 125V124H214ZM226 125V124H225ZM258 125V126H257ZM2 126H1V128H2ZM21 125H19V130H21L18 134H20L19 136L21 137V139L23 138V137H26V136H28V134H29V129L27 130V129H24V131L22 130V129H20L21 127L23 128V126H21ZM47 126V125H46ZM50 126V125H49ZM49 126H48V128H49ZM170 126V127H169ZM172 126V127H171ZM181 126V127H180ZM197 126V127H196ZM219 126V125H218ZM217 126V127H218ZM224 126V125H223ZM228 126V127H229ZM255 126H256V128H255ZM173 127H175V128H173ZM178 127V128H177ZM193 127H195V128H193ZM216 127V126H215ZM225 127V126H224ZM239 127V128H238ZM15 127H13V129H14ZM18 128V127H17ZM17 128H15V132H16V134H17ZM26 128H27V126H26ZM29 128V127H28ZM55 128V127H54ZM69 128V127H68ZM192 128H193V130H192ZM199 128V129H198ZM209 128V127H208ZM8 129H9V127H8ZM12 129V130H13ZM47 129V128H46ZM58 129H60V128H58ZM191 129V130H190ZM203 129V130H202ZM210 129V128H209ZM223 129V128H222ZM227 129V128H226ZM5 130L3 131V132H5ZM12 130L10 129L9 131H11L12 132ZM202 130V131H201ZM216 130V129H215ZM217 130H219V129H217ZM233 130V131H234ZM242 130V131H241ZM260 130V131H259ZM2 131V130H1ZM9 131H7V132H9ZM28 131V132H27ZM148 131V130H147ZM214 131V130H213ZM212 131V132H213ZM231 131H232V129H231ZM2 132V133H3ZM11 132H9L8 133V136L10 135L11 136ZM55 134H56V132H58V131H53ZM143 132H144V134H143ZM219 132V131H218ZM248 132H249V130H248ZM250 132V133H251ZM256 132V133H255ZM2 133L0 132V134L2 135ZM14 133V131L12 132V134ZM22 133L24 134V135H26V136H24V135H22ZM47 133V132H46ZM65 133V132H64ZM63 133V134H64ZM67 133V132H66ZM65 133V134H66ZM164 133H165V135H164ZM204 133H205V136H204ZM209 133H211V131L209 132ZM216 134H217V131L215 132ZM221 133V132H220ZM15 133H14V135L16 136V137H18L17 135H16ZM169 134V136H167L166 137V135H168ZM171 134V135H170ZM202 134V135H201ZM222 134V133H221ZM13 135V136H14ZM22 135V136H21ZM57 135H58V133H57ZM176 135V136H175ZM195 135H199L198 137L197 136H195ZM215 135V134H214ZM230 135H231V133H230ZM236 135L238 136L237 138H239V142L240 141H242V142H240L239 143V147H236L235 146V150H234V153H229L230 151V149L228 150L229 152H226L225 150V148H229V146L228 147H225V145L227 144L226 143V141L228 142V138H227V136L229 137V138H231V137H233V140H236L235 138H236ZM242 135V134H241ZM10 136H9V138L7 137V135H4L3 134V136H1V138H3V140L5 139V137L6 138H8V139H5L4 141L5 142H7L8 144L7 145H4V143L5 142H2V139L0 140V153L2 154V157H1V159H0V163H2L1 161H3V162H7V161H10L11 159V161H13L12 162V164L13 163H17L16 164V166L18 165L19 166V164H18V161H20V162H22V160L24 159L23 157L22 158H19V156H17V154L19 153V155H20V152H18L19 150H17V149H14V150H16V153H15V155L16 156H14V158H13V153L12 154H10L11 153V151L10 150H8L9 149V147H11V145L8 147V145H9V142L11 143L12 142V146L14 145L13 143H15V141H18L20 138L18 137V139L17 140H14V139H16V137L14 138V139H10ZM13 136H11V138L13 137ZM51 137V138H49L48 139V137ZM55 136V137H54ZM171 136V137H170ZM174 136V137H173ZM222 136V135H221ZM221 136H220V138H221ZM248 136H249V134H248ZM256 136V137H255ZM151 137H153V139H151ZM162 137V138H161ZM194 137V138H193ZM196 137V138H195ZM200 137H202V138H200ZM36 138H32V139H36ZM164 138V139H163ZM170 138V139H169ZM192 138V139H191ZM213 138V137H212ZM216 138H218V137H216ZM224 138V139H225ZM254 138V139H253ZM10 139V140H9ZM48 139V140H47ZM163 139V140H162ZM168 141H167V140ZM173 139H175V140H173ZM195 139V140H194ZM200 139V140H199ZM207 139V138H206ZM7 140V141H6ZM8 140H9V142H8ZM23 140H24V138H23ZM46 140V141H45ZM160 140H162V141H160ZM170 140V141H169ZM213 140V139H212ZM232 140V141H233ZM247 140V142H245ZM59 141V140H58ZM154 141V143H155V141L156 142H159L156 146H154V143L152 144V142ZM165 141H167V143L165 142ZM172 141V142H171ZM176 141V142H175ZM236 141H238V139L236 140ZM236 141H234V143L236 142ZM257 141V142H256ZM20 142V141H19ZM139 142H141L142 143V145L143 146H148L147 147V151L146 150H142V149H140V148H142L143 146H141V143H139ZM144 142V143H143ZM151 143V144H149V143ZM200 142H202L201 144H200ZM22 143H23V141H22ZM146 143H148V145L146 144ZM162 143V144H161ZM182 143V144H181ZM220 143V144H219ZM230 143H232L233 144V142H230ZM230 143H229V145H230ZM15 144H17V143H15ZM20 145H21V143H19ZM25 144H28V143H25ZM156 144V143H155ZM184 144V145H183ZM231 144V146H233ZM238 143H236V145H237ZM4 145V146H3ZM24 144H22V146H23ZM139 147V148H137V146ZM149 145L151 146L152 145V147H151V149L149 148ZM190 145V146H189ZM259 145V146H258ZM262 145V146H261ZM2 146H3V148H2ZM17 146V145H16ZM141 146V147H140ZM154 146V147H153ZM246 146H250L251 148L250 149H247L246 148ZM261 146V147H260ZM15 147V146H14ZM197 147V148H196ZM15 148H19L18 146L17 147H15ZM137 148V151L135 150ZM149 148V149H148ZM160 148V149H159ZM231 148V147H230ZM264 148V147H263ZM10 149H12V148H10ZM139 149V150H138ZM143 149H145V147L143 148ZM234 148H231V150H233ZM253 149H255V148H253ZM3 150H4V152H3ZM13 150V149H12ZM142 150V151H141ZM149 150V151H148ZM155 150V151H154ZM7 151H10V153H8ZM13 152V151H12ZM18 152V153H17ZM132 152V153H131ZM147 152V153H146ZM253 152V151H252ZM160 153V154H159ZM209 153V154H208ZM217 153V154H216ZM260 153L262 154V156L260 155ZM39 153H36V154H32V157H33V163H34V161L36 162V159L37 158H35L34 159V156L36 155H38ZM130 154H131V156H130ZM162 154V155H161ZM202 154H203V157H202ZM207 154V155H206ZM224 154V155H223ZM228 155V157H227V155ZM232 154V155H231ZM237 154V155H236ZM245 154H247V156L245 155ZM204 155H206V156H204ZM231 155V156H230ZM251 155H252V158L251 159H248L249 157H251ZM1 156V155H0ZM8 156L9 157H11V158H9L10 160H8ZM35 156V157H36ZM39 156V157H38ZM37 157H38V159L42 156V155H38ZM145 156V157H144ZM209 156V157H208ZM249 156V157H248ZM43 157H45V156H42V158ZM47 157V156H46ZM45 157V158H46ZM136 157V159H134ZM143 157V158H142ZM172 157H174V159H175V163H178V162H180L179 163V168L176 166V168H178V171L177 170H174V168H173V162H171V161H167L168 163H170L171 162V165H168V166H170L171 167V172L170 173H166V171L168 172V170H166L165 168V166H166V163H165V166L163 165L164 163V161L166 162V160H170ZM201 157H202V159H201ZM138 158V159H137ZM159 159V160H161L162 158V160H164L162 163L163 164H160V161L158 162L157 160L156 161H154V159ZM176 158H177V162H176ZM207 158V159H206ZM21 159V160H20ZM44 159V158H43ZM128 159V158H127ZM173 159V158H172ZM179 159V160H178ZM197 159V160H196ZM204 160V163H203V161H201V160ZM25 160V159H24ZM23 160V163L25 162ZM40 160H41V158H40ZM123 160V161H122ZM129 160V159H128ZM138 160V161H137ZM10 161V162H11ZM121 161H122V164H121ZM136 161L138 162V163H136ZM197 161V164H198V168L197 167H195V166H197V164H195V162ZM202 162V164H200L201 162ZM224 161V163H222ZM6 162L4 163V164H6ZM126 162H128V161H125V165L127 164ZM230 162V163H229ZM9 163V162H8ZM116 164H114V167H116L115 165ZM129 164H127V165H129ZM195 164V165H194ZM221 164V165H220ZM222 164H224V166H222ZM238 164V165H237ZM256 164V165H255ZM260 164V165H259ZM6 165H8V164H6ZM139 165V166H138ZM194 165V166H193ZM120 166V167H121ZM168 166H167V168H168ZM193 166V167H192ZM253 166V167H252ZM260 166V167H259ZM113 167V169H115ZM184 167H187V169H186V171H185V168ZM194 167H195V169H194ZM21 168V167H20ZM256 168H257V170H256ZM22 169H25V167L24 168H22ZM117 170V169H116ZM118 171V170H117ZM170 171V170H169ZM173 171H177V172H173ZM260 171V172H259ZM139 172V171H138ZM151 172V173H150ZM159 172V173H158ZM189 174H188V173ZM191 172V173H190ZM257 172V173H256ZM148 173V174H147ZM165 173V174H164ZM263 173V174H262ZM129 174H131L130 172H129ZM150 174H152V175H150ZM162 174V175H161ZM171 174V175H170ZM184 174V175H183ZM254 174H255V176H254ZM123 175V176H122ZM158 175V176H157ZM168 175V176H167ZM183 175V176H182ZM188 175V176H187ZM191 175H193V176H191ZM127 177H129L128 175H126ZM153 176V177H152ZM155 176V177H154ZM168 177V178H166V177ZM179 176V177H178ZM181 176H182V178H181ZM185 176H187V178L188 177H190L189 179H188V183L190 184V181H194L193 183L195 184H190L191 186H193V188L192 187H190V185L188 186L187 184V182H185V181H183V180H185V179H183V178H185ZM211 176V177H210ZM123 177V178H122ZM163 177V178H162ZM191 177H193V178H191ZM253 179H252V178ZM138 178V179H137ZM156 178V179H155ZM181 178V179H180ZM195 178V179H194ZM211 178V179H210ZM226 178V179H225ZM111 181V182H108L109 180ZM141 179V180H140ZM191 179V180H190ZM192 179H194V180H192ZM197 179V180H196ZM160 180V181H159ZM246 180V181H245ZM127 181V180H126ZM133 181V180H132ZM175 181V182H174ZM196 181V182H195ZM134 182V181H133ZM145 182H146V184H145ZM159 182V183H158ZM162 182V183H161ZM182 182V183H181ZM140 183V184H139ZM128 184V183H127ZM129 184H131V182H130V179H129ZM132 184H134V183H132ZM142 184V185H141ZM162 184V185H161ZM183 184V185H182ZM107 185V184H106ZM114 185H116V184H114ZM124 185H125V183H124ZM188 186V188H184V186ZM208 185V186H207ZM138 187V188H137ZM150 187V188H149ZM221 187V188H220ZM111 188V189H112ZM118 188H119V191H118ZM127 188L129 189V190H127ZM209 188V189H208ZM263 188V189H262ZM100 190V189H99ZM99 190H98V192H99ZM106 190H108L107 192H106ZM169 190V191H168ZM185 191V192H180V191ZM209 190V191H208ZM134 191V192H133ZM118 192V193H117ZM188 192V193H187ZM194 192V193H193ZM205 192V193H204ZM250 192V193H249ZM1 193V192H0ZM100 193H99V196H100ZM261 193H263V194H261ZM114 194V195H113ZM126 194H129V195H126ZM162 194H164L163 196H162ZM261 194V195H260ZM118 195V196H117ZM170 195V196H169ZM183 197H182V196ZM188 195V196H187ZM121 196H123V197H121ZM205 196V197H204ZM101 197V196H100ZM126 197V198H125ZM164 197V198H163ZM199 197V198H198ZM178 198V199H177ZM190 198V199H189ZM245 198V199H244ZM255 198V199H254ZM257 198V199H256ZM99 199V198H98ZM108 199H110V200H108ZM122 199V200H121ZM125 199V200H124ZM184 199V200H183ZM188 199V200H187ZM203 199V200H202ZM95 200V201H94ZM102 200H104L105 201V203H104V201H103V203L104 204H102ZM108 200V202H106ZM261 201V204H263L262 206L260 205V204H258V203H260V201ZM97 201V202H96ZM122 201V202H121ZM124 201V202H123ZM127 201H129V202H127ZM141 201V202H140ZM254 201V202H253ZM48 202V203H47ZM86 202V203H85ZM91 202H93V203H91ZM98 202L100 203V204H98ZM193 202V203H192ZM240 202V203H239ZM252 202V203H251ZM45 203H47V204H45ZM96 203H97V206H96ZM195 203V204H194ZM245 203V204H244ZM28 205H29V203H27ZM36 205H38V203H35ZM88 206H87V205ZM95 204V205H94ZM104 206H102V205ZM18 205H19V203H18ZM17 205V206H18ZM26 205V204H25ZM34 205V204H33ZM33 205H29V207L28 206H26V207H28L29 209H30V212L32 213V211L31 210H33ZM36 205H34L35 207H36ZM41 205V203L38 205V206H40ZM48 205V206H49ZM86 205V206H85ZM91 205V206H90ZM93 205V206H92ZM99 205L103 208H101V207H99ZM162 205L164 206V207H162ZM179 205V206H178ZM233 205V206H232ZM16 206V207H17ZM22 207L21 208H23V211L24 210H26V207L24 206V203H22V205H21ZM24 206V207H23ZM96 206V207H95ZM107 206H108V209H107ZM112 206V207H111ZM114 206V207H113ZM117 206V207H116ZM178 206V207H177ZM181 206V207H180ZM260 206V207H259ZM188 207H190V209L188 208ZM193 207H195V208H193ZM259 207V208H258ZM25 208V209H24ZM27 208V209H28ZM114 210H113V209ZM43 209V208H42ZM55 209V210H54ZM152 209V210H151ZM183 209V210H182ZM193 209V210H192ZM234 209V210H233ZM35 210V209H34ZM46 210V208H44V210L43 211H45ZM57 210V211H56ZM132 210H134V211H132ZM171 210V211H170ZM174 210V211H173ZM245 210H247V211H249V212H246ZM263 210V211H262ZM36 211H42L41 210V207H37V210ZM47 211V210H46ZM78 212V213H74V212ZM190 211H191V213H190ZM244 211V212H243ZM251 211V212H250ZM20 212H22L21 211V209H20ZM29 212V214H31ZM35 212V211H34ZM55 212V213H54ZM81 212V213H80ZM119 212V213H118ZM122 212H123V214H122ZM219 212V213H218ZM235 212V213H234ZM68 213V212H67ZM121 213V214H120ZM134 213V214H133ZM173 213V214H172ZM206 213V214H205ZM245 213H247V214H245ZM53 214V215H52ZM56 214V215H55ZM65 215H66V213H64ZM81 214V215H80ZM111 214V215H110ZM125 214V215H124ZM164 214V215H163ZM177 214V215H176ZM180 214V215H179ZM189 214H190V216H189ZM33 215V214H32ZM68 215H69V213H68ZM96 215V216H95ZM139 216V218H138V216ZM163 215V216H162ZM180 216V218H179V216ZM239 215V216H238ZM49 216V217H48ZM70 216H71V214H70ZM114 216V217H113ZM135 216V217H134ZM171 218H170V217ZM188 216V217H187ZM244 216V217H243ZM255 216V217H254ZM46 217V218H45ZM58 217H59V215H58ZM63 217V216H62ZM131 217V218H130ZM134 217V218H133ZM142 217V218H141ZM157 217V218H156ZM165 217V218H164ZM174 217H175V219H174ZM47 218H49V219H47ZM65 218V217H64ZM68 218V217H67ZM136 218V219H135ZM184 218V219H183ZM189 218V219H188ZM192 218V219H191ZM48 221H47V220ZM52 219H54L53 221H52ZM100 220V221H98V224H97V220ZM132 219H133V221H132ZM143 219V220H142ZM163 219V220H162ZM62 222H61V221ZM66 220V219H65ZM70 220H72V217L71 218H69V221ZM77 222H76V221ZM103 220V221H102ZM36 221V222H37ZM54 221H58L57 223H55ZM80 223H79V222ZM84 221V222H83ZM94 221V222H93ZM117 221V222H116ZM165 221V222H164ZM178 221V222H177ZM234 221V222H233ZM39 222V221H38ZM61 222V223H60ZM65 222V221H64ZM157 222V223H156ZM172 222V223H171ZM182 222V223H181ZM186 222V223H185ZM52 223V225H50ZM66 223H69V222H67L66 221ZM77 223V224H76ZM82 223V224H81ZM97 224V226L96 227H98V228H96L95 227V225ZM100 223H102V225L104 226H102ZM167 223V224H166ZM218 223V224H217ZM65 223H63V225H64ZM70 224V223H69ZM68 224V225H69ZM80 224V225H79ZM94 226H93V225ZM176 224H177V226H176ZM179 224V225H178ZM181 224V225H180ZM47 225H48V227H47ZM50 225V226H49ZM84 225V226H83ZM90 225L92 226L91 228H90ZM105 225H106V227H105ZM154 225V226H153ZM163 225V226H162ZM172 225V226H171ZM192 225V226H191ZM183 226V227H182ZM257 226V227H256ZM51 229H50V228ZM56 227V232H55V230H53L54 228ZM64 227V226H63ZM66 227H68V226H66ZM79 227V228H78ZM117 227V228H116ZM128 227V228H127ZM180 227V228H179ZM189 227V228H188ZM208 227V228H207ZM53 228V229H52ZM100 228V229H99ZM101 228H102V230H101ZM119 228V229H118ZM121 228V229H120ZM123 228V229H122ZM139 228V229H138ZM160 228H162V229H160ZM35 229H39V228H35ZM61 229V230H60ZM75 229V230H74ZM90 229V230H89ZM94 229V230H93ZM160 231H159V230ZM46 230V229H45ZM44 230V231H45ZM58 230H59V232L61 231L62 233H63V235H64V232H66L65 234V236H63L62 235V233H61V235H62V237L60 238V234H58L59 232H58ZM97 230V231H96ZM101 230V231H100ZM109 230V231H108ZM111 230H112V232H111ZM187 230H189V231H187ZM216 230H219V231H216ZM42 231V230H41ZM64 231V232H63ZM90 233V231H91V233L89 234L88 232ZM126 231V232H125ZM137 231V232H136ZM138 231H139V233H138ZM157 231V232H156ZM38 232H40L39 230H38ZM48 232V231H47ZM50 232V231H49ZM48 232V233H49ZM55 232V233H54ZM79 232H81V233H79ZM92 232H93V234H92ZM116 232V233H115ZM143 232H144V234H143ZM154 232V233H153ZM160 232V233H159ZM164 232H165V234H164ZM167 232V233H166ZM173 232H175V233H173ZM53 233V234H52ZM57 233V234H56ZM71 233V234H70ZM83 233V234H82ZM98 233V234H97ZM103 235H102V234ZM105 233V234H104ZM110 233V234H109ZM131 233V234H130ZM133 233V234H132ZM140 233H142V234H140ZM170 233V234H169ZM203 233V234H202ZM221 233V234H220ZM42 234H43V232H42ZM74 234V235H73ZM88 234V235H87ZM162 234V235H161ZM169 234V235H168ZM175 234V235H174ZM177 234H178V236H177ZM49 235H50V233H49ZM84 235V236H83ZM114 235V236H113ZM188 235V236H187ZM190 235V236H189ZM48 238H47V237ZM73 236V237H72ZM105 236V237H104ZM144 238H143V237ZM145 236H147L146 238H145ZM166 236V237H165ZM172 236V237H171ZM82 237V238H81ZM84 237H86V238H84ZM90 237V238H89ZM99 237V238H98ZM114 237V238H113ZM157 237V238H156ZM74 238V239H73ZM78 238V239H77ZM123 238V239H122ZM171 238V239H170ZM176 238V239H175ZM187 238V239H186ZM209 238V239H208ZM33 239H31V240H33ZM50 239L52 240V241H50ZM56 239H57V242H56ZM68 239V240H67ZM87 239H89L88 241H87ZM91 239V240H90ZM95 239V240H94ZM102 239V240H101ZM118 239H119V241H118ZM131 239V240H130ZM148 239H149V241H148ZM78 240V241H77ZM100 240V241H99ZM172 240V241H171ZM45 241V242H44ZM60 241H61V243H60ZM83 241V242H82ZM126 241V242H125ZM147 242V243H145V242ZM54 242V243H53ZM65 242V243H64ZM71 242V243H70ZM99 242V243H98ZM102 242V243H101ZM124 242V243H123ZM139 242V243H138ZM166 242V243H165ZM201 242V243H200ZM250 242V243H249ZM88 243V244H87ZM153 243V244H152ZM155 243V244H154ZM183 243V244H182ZM206 243V244H205ZM215 243V244H214ZM28 245H29V243H27ZM40 244V245H39ZM44 244V245H43ZM71 244V245H70ZM95 244V245H94ZM158 244V245H157ZM168 244V245H167ZM210 244V245H209ZM35 245H37V246H35ZM47 245V246H46ZM64 245V246H63ZM66 245V246H65ZM79 245V246H78ZM100 245V246H99ZM136 245V246H135ZM138 245V246H137ZM259 245V246H258ZM25 246V245H24ZM27 246V245H26ZM25 246V247H26ZM34 246H35V248H34ZM102 246V247H101ZM112 246V247H111ZM133 246V247H132ZM152 246V247H151ZM33 249H32V248ZM43 247V248H42ZM47 247V248H46ZM76 247V248H75ZM94 247H96V248H94ZM144 247V248H143ZM161 249H160V248ZM165 247V248H164ZM169 247H171V248H169ZM54 248V249H53ZM112 248V249H111ZM202 248V249H201ZM214 248V249H213ZM219 248V249H218ZM46 249V250H45ZM53 249V250H52ZM59 249V250H58ZM62 249V250H61ZM74 249V250H73ZM91 249V250H90ZM111 249V250H110ZM138 249V250H137ZM168 249V250H167ZM194 249V250H193ZM24 250V249H23ZM26 250H28V247L26 248ZM81 250V251H80ZM86 250H87V253H86ZM102 250V251H101ZM114 250V251H113ZM146 250V251H145ZM167 251L166 253H165V251ZM56 251V252H55ZM98 251V252H97ZM141 251V252H140ZM154 251V252H153ZM161 251V252H160ZM194 251V252H193ZM61 252V253H60ZM73 252V253H72ZM84 252V253H83ZM101 254H100V253ZM135 252H136V254H135ZM220 252V253H219ZM21 253V252H20ZM33 253V254H34ZM46 253V254H45ZM70 253V254H69ZM143 253V254H142ZM155 253V254H154ZM191 253V254H190ZM242 253V254H241ZM25 254V253H24ZM24 254H22L21 256L22 257H24ZM27 254V253H26ZM26 254H25V260H26ZM87 254V255H86ZM93 254V255H92ZM99 254V255H98ZM123 254V255H122ZM138 254V255H137ZM28 255V254H27ZM36 255H34V256H36ZM47 255V256H46ZM86 255V256H85ZM97 255V256H96ZM107 255H108V257H107ZM112 255V256H111ZM149 255V256H148ZM209 255H210V257H209ZM213 255V256H212ZM21 256H20V258H21ZM30 256V255H29ZM28 256V260H29V263L31 264V260L30 259H35L34 258V256L33 255H31V256H33L32 258L31 257H29ZM54 256V257H53ZM66 256V257H65ZM125 256V257H124ZM193 256V257H192ZM223 256V257H222ZM83 257V258H82ZM91 257V258H90ZM141 257H142V259H141ZM151 257V258H150ZM38 258V259H37ZM50 258V259H49ZM59 258V259H58ZM66 258V259H65ZM100 258V259H99ZM133 258V259H132ZM57 259V260H56ZM84 259V260H83ZM99 259V260H98ZM115 259V260H114ZM153 259V260H152ZM239 259V260H238ZM22 260V259H21ZM24 260V258H23V262L25 261ZM28 260L27 261H25L24 263L23 262H21L22 264H27L28 263ZM42 260V261H41ZM51 260V261H50ZM59 260V261H58ZM63 260V261H62ZM89 260V261H88ZM125 260V261H124ZM136 260V261H135ZM214 260V261H213ZM69 261V262H68ZM96 261H97V263H96ZM106 261V262H105ZM108 261V262H107ZM190 261V262H189ZM210 261V262H209ZM49 262H51V263H49ZM59 262V263H58ZM99 262V263H98ZM130 262V263H129ZM132 262V263H131ZM20 263V264H21ZM28 263V264H29Z\"/></svg>",
    "mask_w": 264,
    "mask_h": 264
}]
</instances>
